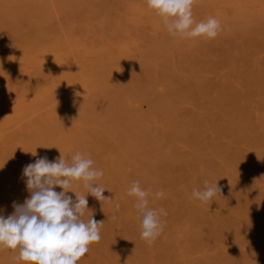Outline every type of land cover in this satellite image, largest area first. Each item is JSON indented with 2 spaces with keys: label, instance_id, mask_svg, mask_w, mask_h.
Returning a JSON list of instances; mask_svg holds the SVG:
<instances>
[{
  "label": "rangeland",
  "instance_id": "obj_1",
  "mask_svg": "<svg viewBox=\"0 0 264 264\" xmlns=\"http://www.w3.org/2000/svg\"><path fill=\"white\" fill-rule=\"evenodd\" d=\"M28 1L29 0H27V2ZM60 1L62 3L64 2V0H31L30 2H28V3H30V5H29L26 2V0H25L26 3H24V0H9V1L8 0H0V8H1L0 10H3V7L5 6L6 8L4 7L3 12L4 13L7 12V13H5L7 18H5V19L3 18L4 19L3 21H2V19H0V215L4 216L5 218L8 215H11L14 212L13 204L14 203L23 204L25 199L30 196V193L28 192V190L26 188V182H25L26 178L22 176L23 168L26 165H28L30 163H34L36 159H38L40 157H45V156L48 158L49 161L56 160L61 156V153L66 157V159L70 163L71 157L73 155H75L77 152H79L82 155H85L86 157L91 158L94 161V163L92 165L93 168L103 170V176L101 178H99L97 181H95V183L106 188L103 195L109 199L101 202V201H98L97 199H95L91 194H86V189L83 187V181H73L71 183V190L72 191L76 192L79 195H85L86 194V198L88 200V209L89 210L85 213L83 219L87 220L92 215L96 221H103L104 222L103 226L101 228V239H100V241L97 243H93L89 246V252L83 258H81L78 261V264H160V263L165 264L166 262H167L166 264H169L171 262L172 257L175 254L176 255L173 257L172 263H170V264H175L176 262H177L176 264H185L186 262H189L186 264H192L193 262H195V261H193V260H195V258H193V256H195V255H196V257H198L196 259L198 261H201L202 259H204V257H202V256H205L206 258H208L210 255L212 256L213 254H215V255H213L215 260L212 258L214 261L213 262L214 264H217L216 260L218 261V259L215 258L217 256V254H218L217 258H221L219 256H224V260L226 263L223 262V264H230V263L232 264L234 261H236L233 259V257H235V259H236V257H243L242 259H244L245 255H246V257L244 260H241V263L239 260L241 258H239L238 262L236 261V263H234V264H237V263L242 264V262H243V264H252L251 259L254 260L253 264H259V263L264 264V262H260V261H264V256H261V254L264 255V247H262V246H264V244H262V243H264V242H262V241H264V233H262V232H264V231H262V230H264V226H262V225H264V205L261 206V204L264 203V179H262V178H264V175H262V174H264V154H262V153H264V151H262V150H264V147L261 148V146L264 145V142H262V141H264V139H262V138H264V129H262V128H264V110H262V112H261V109H264V102L260 101V100H264V99H261L262 98L261 96H264V94H261V96H260L261 98H259V96H249L250 99H248V97H247V101L249 100L248 101L249 103L247 105V106H249L248 108L245 106L247 104V103H245L246 100L243 101L244 102L243 105L247 108V110L251 109L249 111H250V113H252V115L250 114L248 116V118H250V116H251L250 119H253V121H251L252 123H254V121L256 123H259V124L255 123V125H256V126H254L255 129L260 128V125H262L261 126L262 131L260 130L262 133L260 132L261 133L260 134L258 131V134H259V136L261 135V138L258 137V134H256L257 129H256L255 133L253 131L254 129L249 130V131H253V133H250L246 129V131H248L250 133L249 136L251 134H253L252 135L253 139H250L248 134H247V136L249 138L248 137L245 138L244 135H243L244 137L240 136V135H242V133L240 134L238 132L239 136L237 137V135H236V138L239 139V137H243V138H241L243 140L241 142L242 145L240 143H238V145H237V141H234L236 139L235 137L234 138L229 137V138H227V140H225V138L222 135L218 136V137L216 136L219 139H221L220 137H222V139L221 140L216 139L217 140L216 142L219 143V141H220V143H219L220 145H218V143L215 145H217V146H219V148H221L220 149L221 152L223 151V149H226V147H227V149L229 147V149H228L229 151L226 149L227 152L225 153V150H224L223 153H225V154L228 153L229 157H230V155L234 154V156H232L230 158H233L235 156L237 157V153L238 154L239 153L245 154L242 156H241V154L238 155L237 158H234L233 160L231 159L232 161H230V158L229 159L225 158L224 154H222L223 158H221L222 155L218 154V153L216 154L218 156L217 157L214 152H213L214 157L216 156L217 158L211 157L213 155L209 156L210 153H207V151L209 149L211 150V146L213 145L212 143H216V142H214L215 141L214 134H216V133L212 132L213 128H211L212 127L211 126L210 127L211 129L210 128L209 129L211 130L212 134L214 133L213 134L214 138L210 139V138L206 137V139H209L211 141L214 140V141L212 143H210L211 146H209L208 140H206L207 143L204 144L206 146L202 145L205 140L203 141V139H202L203 137L198 138L199 135L201 134L202 136H205L203 133L210 135L209 134L210 132L209 133L206 131L200 132V128H198L199 132H200V133H198V129L196 127H198L197 124H198L199 120L196 121L195 119H193V117H195V114H196L198 119H201V118H199L200 116H198L197 114H198V112H200V114H201L205 110H206L205 113H203L204 116L201 114V117L202 116L205 117L211 113L212 114L214 113L213 115H215L216 112L218 113V111H216L218 109H216L215 107H214V110H213V107H210V109L208 108L209 110L204 109V108L208 107L207 106V105H209L208 102L210 103L212 101L210 99H212V98H213V100L215 99L214 97H216L215 96L216 94L214 92L219 93V91L221 90V89L218 90V86H217L219 84L218 83L219 81H223L226 79L228 80V78L230 79L229 76H231L232 82L235 80V83L232 84V82H230V80H229V83H230L229 85H234V87L237 86V88H239V85L244 84V86L246 87L247 84L245 82L242 83L243 82L242 80H244L243 78L245 76L246 77L248 76L247 74H249L250 71L256 69V71L258 72V71H260V70H258V68L259 69L262 68L261 72H264V0H215L214 2H213V0H202V1L201 0H195V2L193 4V8L196 7L197 9H195V12L192 11L193 12L192 16H193V20H194V26H195V23H199L200 21H204L208 17H215L221 23V31H219V37L217 35V37H215V39H212V40H209L206 38L208 40V41L206 40L207 42H205L206 45L207 44L212 45V43H208L209 41L214 42L213 46L218 44L217 45L218 48L216 46L215 47L212 46L213 48L210 46V48H212V49L215 48L214 50L208 48L207 46L206 47L208 49L206 47L203 49V47H204L203 45L205 44V43H203V40L201 39L203 37H201V38L199 37L202 40L203 45H202V43L199 42L201 40H199L198 37L197 38H182L179 35L172 37V35H170L168 33L167 29L164 28V27H166L165 24L164 25L162 24V26H159V24H160L159 21H156V24H154V22H155L154 20L158 18V17H156V14H154L155 19L153 18L154 16L151 19H149L150 21L153 20L152 22L155 25V26L151 27L150 21L146 20L149 17L147 18V16H144L145 13L142 14V12H138V13H140V14H138L137 11H134V7L132 8L133 4L134 5L137 4L138 7L141 6V8L142 7L148 8L146 0H88V2L90 4L86 3L87 2L86 0H85L86 2L83 0L85 3H83L82 0H78L77 5H79V6L82 5V7L81 6L78 7L77 5H75L74 4V3H76L75 0L74 1L72 0L73 2H71V0H69L70 3H68V0H66V4H65V2L63 3L64 5ZM19 2H21V3H19ZM32 2L33 3L36 2V4L34 3V5H33ZM59 2L61 4H59ZM22 3H23V5H21ZM27 4L29 6H27ZM210 4H212V5H210ZM14 5H15V7H18V8H19L18 5H20L19 10L22 7L24 9L26 8L25 11L27 10L28 14H27V12L25 13L23 11L25 14L22 12L23 8L20 12L18 10V8L14 7ZM83 6L84 7L86 6V7L84 8ZM68 7H69V9H68ZM12 8H15V10ZM35 8L39 9L38 10L39 13H37L38 11H36L37 9L35 10ZM86 8H87V10H85ZM198 8H199V10H198ZM75 9H77V11H75ZM248 9L250 12L248 11ZM33 10H35L36 14L40 18L35 19L36 20L35 22H33L34 20L32 18L33 21L31 20L30 22L31 23L33 22V23L30 24V22H29V24H30V26H29L27 22L30 20L29 18L31 16L33 17V15L35 14V13H33V15H29L30 13L32 14V12H34ZM70 10H71V13H70ZM72 10H74V13L72 12ZM15 11H18L20 14L22 13L21 17H22V15H24L23 16L24 19L23 18L22 19L25 21V23L27 25L25 23L22 24L23 21L21 19H20L21 20L20 23L15 22L17 17L15 18L14 16L15 15L20 16L19 14H17L18 12L16 13ZM3 12L0 11V13L5 16V14ZM8 12H11V13H8ZM11 14L14 15L13 19L14 18L15 19L13 21L15 22V25H14V23H12L13 21L11 19L12 18ZM252 14H253V16H252ZM34 17L36 18V16H34ZM25 18H26V20H25ZM7 19H8L7 22H11L10 23L11 25L13 24L11 26V29H10V24H8L9 25L8 26V25H6L7 22H4ZM27 19H29V20L27 21ZM18 20L19 19H17V21ZM157 22H159V23L157 24ZM161 23H163V22H161ZM19 24H21V25H19ZM157 25H158V29L156 27ZM15 27L18 29V30L17 29L16 30L20 34V37H15L16 36L15 35V36H13V38H9L7 41H4L2 30H5V29L8 30L9 29L8 31H13V30H15ZM159 27H161V28H159ZM222 28L224 29L223 30L224 32L222 31ZM16 30L13 32L16 33L17 32ZM167 33L170 35L171 39H169V35ZM220 34L223 36H220ZM239 34H241V35H239ZM151 35H153V37H155V38L157 37L156 39H154V40H156L154 45H149V44H153V42H154L153 39L151 40V37H152ZM232 35H233V37L231 38ZM243 35H245V36H243ZM247 35H251V36H247ZM17 36H19V35L17 34ZM159 36H160V38H159ZM237 36L240 40L237 38ZM241 36H243V37L241 38ZM164 37H166V39ZM220 37H222V39ZM224 37L228 38V39H223ZM236 38H237V40H236ZM251 39H252V41L249 42V40H251ZM150 40L153 42L151 43ZM160 40H164L165 42L163 41L164 42L163 43ZM213 40H220L221 44L218 41H216V43H217L216 44L215 41H213ZM225 40L229 44H226L227 42H224ZM237 41H238V43H237ZM222 42H224V43H222ZM233 42H236V44H235L236 47H235V45H233L234 44ZM251 42H252V44H250ZM258 42H259V44L261 43L262 45L261 44L259 45ZM241 43H242V46H243V44H245V46L251 45L248 48L246 47L245 53H244V50H241L242 49L241 48L242 46L240 45ZM247 43H249L250 45ZM200 44L203 46L202 48H201ZM222 45L226 46L225 47L226 53H232L231 55L227 54V55H229V57H227V55L225 54V49H224V46H222ZM227 45L232 47L231 48L232 51L229 49V47ZM237 45L239 46V48ZM253 45H254V47H257V48L254 49ZM126 46H128V47H126ZM221 46L223 47V49L221 48ZM245 46H244V49H245ZM219 49L221 50V52L218 54V52L216 50L220 51ZM247 49H249V51H250V49H253L254 51H250L251 53H249ZM151 51L153 54L150 53ZM154 51H156V52H154ZM204 51H206V52H204ZM223 51H224V53H223ZM119 52H120V54H119ZM121 52L123 55L122 57H120ZM124 52H125V54H124ZM212 52H213V54H211ZM142 53H143V55L148 54V56L146 55V58H143L145 56H143ZM207 53L209 56L206 58ZM215 53L217 55H215ZM221 53H223V55ZM118 54H119V56H118ZM130 54H133V56ZM195 54H196V57L198 56V54L199 55L201 54V56H198L199 58L198 57L195 58V56H193ZM233 54H234V56H233ZM52 55L55 56V58H54L55 61L51 59V58H53V57H51ZM135 55H136V57L137 56L139 57V55H140V57H141V59H139L140 61H138V62L135 61V58H136ZM225 55L228 59H231V60H233L235 58V56H236L235 59L241 58L240 59L241 61L237 60L240 62V65L238 66L239 63L236 64L237 63L236 60H234L233 65H231L232 63L229 62V60L227 58H225ZM239 55H240V57H239ZM97 56L101 60L95 59L97 61L94 62L95 61L94 57L97 58ZM130 56H132L133 58ZM123 57L126 60L123 59ZM232 57H234V58H232ZM108 58H112V59H108ZM120 58H122V59H120ZM193 58L198 59L199 61L195 60ZM209 58L211 59L213 64H212V62L208 63V62H210ZM252 58H253V60H252ZM89 59H90V62L94 63V65L89 62ZM184 59H186V60H184ZM98 60H99V62L100 61L101 62L99 63ZM127 60H129V61L134 60L136 63H132V62H129ZM183 60L185 62H183ZM201 60H204L206 62H203ZM220 60L225 61L224 65H227V66L223 67L224 65L222 63H221L222 66L218 62L216 63V61H220ZM102 61H103V63H102ZM122 61L124 63L126 62L127 64L125 63L126 64L125 65ZM196 61H197V63H196ZM227 61H228V63H227ZM117 62H119V63L121 62V63L119 65H115V64H118ZM214 62L216 64H214ZM44 63L49 64V65L46 64V65H48L47 69H46V66ZM95 63H97L96 65H98L101 68H99V67L97 68ZM108 63L112 66L114 65L113 66L114 69ZM129 63H131V64H129ZM258 63H260V64H258ZM85 64H88V67H86L87 65L85 66ZM183 64L185 65V68H184ZM207 64L209 65L208 67H207ZM228 64H230V65H228ZM250 64H251V66H248ZM256 64L261 65V66L257 67V66H255ZM199 65H201L200 67H204V68L203 69L199 68ZM214 65H217L218 67L215 66L216 67V69H215ZM212 66H213V68H212ZM231 66H233V67H231ZM104 67L107 69H104ZM209 67L211 70L209 69ZM252 67H254V69ZM6 68H7V70H6ZM43 68H44V70H43ZM89 68H91V69H89ZM197 69H199V70H197ZM98 70H102V71H98ZM244 70L246 71V73ZM40 71H41V74H40ZM108 71H109V73H108L109 76H107V77H110V79L113 78L111 76H113V75L115 76V74L117 73L116 76L114 77L115 78L114 80L112 79V80L107 81V79L106 80L104 79L105 77H103V75L106 76ZM148 71H150V72H148ZM247 71H248V73H247ZM8 72H10V73H8ZM102 72L104 74H102ZM237 72L240 73V74L239 73L238 74L241 77L237 78V76H238V74H236ZM242 72H244V73H242ZM261 72H258V73H261ZM43 73L44 74L47 73L48 75H43ZM94 73H96V74H94ZM98 74H100V75H98ZM226 74L228 75L227 78L225 77V76H227ZM231 74H233V75H231ZM93 75H95V76H93ZM96 75H97V79H98V76L103 77V78L99 77L100 82H99V80L98 81L91 80L92 76H93V78L95 77L94 80H97ZM177 75H178V77H177ZM193 76H195V77H193ZM233 76L236 78H233ZM184 77H186V78H184ZM223 77L225 79H223ZM246 77H245V80H246ZM101 78L104 79L105 81H103V80L101 81ZM179 78H182V79H179ZM185 79L187 82L185 81ZM193 79H195L196 81L193 82ZM216 79L218 81H216ZM190 80L192 81V84L193 83H196V84L192 85L190 83ZM201 80H203V81H201ZM205 80H207V82H208L206 84H211L212 83L211 80L214 81L213 84H214V86L216 84L217 87L216 86L215 87L217 88L218 91L216 89H215L216 91L211 90L213 88V86H212L213 84L210 85V86H212L211 89L209 88L210 90L207 89L208 88L207 86H206L207 88H205L203 86L204 82H206ZM33 81H34V83L29 84L30 82H33ZM172 81H173V83H172ZM239 81L240 82L242 81L241 84ZM169 82L172 84V87H171V85H168V84H170ZM184 82H186L185 83L186 86L188 85L186 88H184V86H185ZM198 82H200V83H198ZM226 82H225V84H226ZM221 83L224 84V82H220V84ZM223 84L221 85V88L222 89L224 88L223 89L224 91L226 90L225 96H227L226 93L228 94V90H227V87L225 88V86H224L225 84L224 85ZM226 85H228V84H226ZM242 85H241V87H242ZM262 85H264V84H262ZM202 86H203V90L205 88L208 91L207 90H204V91H207L209 93H207V92L204 93V91L201 89ZM167 87H169L171 89H169ZM190 87L192 90L190 89ZM247 87H248V85H247ZM178 88H180V89H178ZM187 88H188V90H187ZM193 88H195L196 90ZM199 88H200V90L203 91L204 94L199 90ZM243 88L244 87H242L240 89L242 92L243 91L245 92L244 89H246V88H244V89ZM240 89H237V90H240ZM247 90H248V88H247ZM186 91L188 93H185ZM210 91H213V93H210ZM224 91H223V93H224ZM193 92H195V93L197 92L198 96ZM163 93H165V94H163ZM218 93H217V96L221 95V93H219V94ZM199 94H201L202 96ZM175 95H177V96L179 95V96L177 97ZM188 95H190V96H188ZM195 95L197 97L201 96L200 99L197 98L198 100L197 99H195V100L199 101L198 104L200 103L201 106L204 105V107H203L204 110L202 109V107H200V105L198 107L200 108L201 111L199 109H197L198 107L196 106V101H195V105H193V98L196 97ZM209 95H211L212 97ZM193 96H195V97H193ZM205 96H208V97H205ZM182 97H184L185 101L182 99ZM254 97H256V98H254ZM206 98H209V99L206 100ZM216 98H218V97H216ZM224 98H223V100L225 101ZM258 98H259V100H258ZM245 99H246V97H245ZM253 99H255V100H253ZM160 100L162 101V103ZM186 100H188V101H186ZM202 100L208 101V102H206V105H205V102ZM250 100H251L252 104H250L251 103ZM152 101H153V104H152ZM224 101H223V103H222V101H220V103L224 104L223 107L228 109L229 106L225 105V103H227V102L226 101L224 102ZM255 101L256 102L259 101V102L255 103ZM166 102H167V104H166ZM241 102L242 101L240 100L239 103H241ZM161 105H162V107H161ZM251 105H255L256 109H254L255 108L254 106L251 107ZM176 106H178V107H176ZM221 107H222V105H221ZM259 107H261V108H259ZM175 108H176V110H175ZM218 108L220 109V107H218ZM177 109H179V112H180L179 114H178ZM253 109L255 111H253ZM150 110H151V112H150ZM163 110H164V112H163ZM247 110H245V117H246V114L247 115L249 114L248 113L249 111H247ZM146 111H147V113L144 114ZM152 111H153V113H152ZM251 111H253V112H251ZM206 112H207V114H206ZM255 112H257L258 117H257ZM157 115H160V117ZM253 115L256 117H254ZM154 116H156L157 118ZM173 116L175 117L176 120L173 118ZM209 116H208V118H209ZM261 116H262V118H261ZM154 118H156V119L159 118V119L157 121ZM177 118H178V120H177ZM164 119H166V120H164ZM210 119L211 118H209V120ZM241 119L243 121H245L244 116H241L239 118V121ZM180 120H182V122ZM217 120H219V119H217ZM242 120L240 123H242ZM173 121L176 123H174ZM246 121H247V119H246ZM216 122H217L216 124L219 123L218 121H216ZM220 122H221V120H220ZM224 122L222 124H224ZM248 122H249V128H250V126L253 127V125H251L250 121H248ZM244 123L245 122H243V127L246 128L245 126H247L248 123L247 122H246V124H244ZM125 124L129 127L127 128V126ZM176 124H179L180 126L176 125ZM187 124H189V125H187ZM195 124H196V126H195ZM214 124H215V122H214ZM199 126H201V125L199 124ZM243 127L241 130H243ZM195 128L197 129L196 131H195ZM209 129H208V131H210ZM213 130H215V129H213ZM193 131H195L197 134ZM246 131L244 129L245 134H246ZM238 133H236V134H238ZM255 134L257 135V138H256ZM178 135H179V137H178ZM190 136H192V137L197 136L196 138L199 139L198 142H197V140H195V138H192ZM119 137L122 140V142H120ZM244 138L247 140V141L245 140L246 142H244ZM254 138H255V140H254ZM124 139H126L127 141ZM200 139H201V141H200ZM257 139H259L260 141L262 140L261 141L262 143L260 141H257ZM252 140H254V141L252 142ZM123 141H125V142H123ZM225 141L226 142L228 141L227 143H229V144L231 143V145L230 146H229V144L226 145ZM249 141H251V142H249ZM258 143L261 144V146ZM144 144H145V146H144ZM157 145H159V146L157 147ZM193 145H195V146L197 145V148ZM207 145L209 146V148L207 147ZM250 145H253V146H250ZM65 146H66V148H65ZM140 146L141 147L144 146V147L141 148ZM220 146H223V147H220ZM231 146H232V148H230ZM204 147H207L208 149L204 148ZM146 148L148 149V151ZM168 148L170 150H168ZM199 148H200V150H199ZM203 148L206 149V151H202V150H204ZM194 149L196 150V152H193V151H195ZM231 149H235V151H237V153L234 150H232L231 151L232 153H231L230 152ZM210 150L208 152H210ZM251 150H253L252 151L253 153L250 152ZM255 150H257L259 152L255 151ZM241 151L242 152L245 151L246 153L245 152L242 153ZM32 152L33 153L35 152V155H33ZM95 152H96V155H94ZM159 152H160V154H159ZM168 152L173 154V155L169 154ZM205 152H206V154H205ZM98 153L100 154V156ZM151 154H153V155H151ZM154 154L157 156H155ZM211 154H212V151H211ZM258 154H260L261 156ZM70 155H72V156H70ZM164 155H166V156L164 157ZM259 156H260V158H259ZM129 157L135 158V160H133L131 158V161H130L127 159ZM201 157H203V158H201ZM138 158H140V159H138ZM160 158L161 159L163 158V159L161 160ZM203 159H205L206 161H207V159L208 160L210 159V160L207 161V163H206L205 160H203ZM193 160H195L196 162ZM211 160H212V162H211ZM255 160H256V163H255ZM136 161L137 162L140 161V162L136 163ZM164 161H167V162H165L166 165H163V164L161 165V163H164ZM216 161H217V164L220 165V166H218L216 164L217 167H220V169L215 168L217 171H215V169L213 171H214V173L218 174L217 177L220 174L219 179L216 177V174H213V171H210V167H213L210 165H213L214 163H216ZM222 161H224V162L226 161L225 162L226 164ZM233 161H236V162H233ZM168 162L170 163L169 164L170 166L167 164ZM230 162L235 163L236 165L231 163L234 167L232 165L230 166ZM148 163H149V165H148ZM193 163H196L198 166L200 163L201 164L198 167ZM208 163H209V165H208ZM244 163H246L247 166ZM257 163H258V165H257ZM105 164H106V166H105ZM137 164H138V166H137ZM139 164H141L142 166ZM151 164H152V167H153V165H155L154 166L155 168L154 167L152 168ZM251 164H252V166H251ZM147 165H148V167H147ZM216 165L214 164L215 167H216ZM227 165H229V167L232 168V171H233V168H234V170L236 169L239 171V172H236V170L234 171L236 176L233 175L232 172H230V174H232L230 176L229 170H231V169L228 168L229 170L227 171V169H226ZM253 165L255 168H253ZM163 166H166L164 168H167V169H163ZM195 166L197 167V169H196L197 171L193 170V167H195ZM203 166H205V168L207 166V168H206L207 170H204ZM139 167H140V169H139ZM168 167L170 168V170L168 169ZM179 168L182 169V171ZM198 168H200V169L198 170ZM241 168H243V169H241ZM249 168H250V170H249ZM118 169H120V170H118ZM172 169L174 171H172ZM121 170L123 173L125 172L124 177L127 175L125 178L122 177L123 174H122V176H120ZM143 170H145V172L147 174L150 172L151 176L147 175V174L145 175L143 172L145 178L143 175H142L143 176L142 177L141 171H143ZM147 170H149V171H147ZM254 170L256 171V174H260V172H262V173L260 174V176L254 175L255 173H252V171H254ZM137 171H138V173H137ZM151 171L154 173L152 174ZM250 171H251V173H250ZM167 172H169V174ZM170 172H172V173H170ZM202 172L205 174V177L202 175H199V176L197 175L199 173L203 174ZM226 172H228V173H226ZM239 173L242 175H239ZM212 174H213V176H211ZM225 174H226V176H227V174H229L227 177H229V179H230V177L233 178L234 184H238L237 187L235 185L234 191H232L233 188H229V186L231 187L233 185V182H232L233 180L230 179V182H231L230 184H229V182H226V181H229V179H227ZM214 175H215V177H214ZM148 176H149V179H148ZM200 176L203 179L199 178ZM210 176L216 180V181H214L212 179L214 181L213 184H215L218 180L217 187H219L218 185L221 186V189L219 187L220 192L216 193L218 196L216 197V195H215L213 197L214 199L212 201V202H214V200L217 198L215 200V202L217 200H219V201H217V202H219L218 203L219 206L217 203H215L217 205H215V204L213 205V203H212L211 204L212 207H211V206H209L210 203H209V205H206L208 203H205L202 201H200V204H198L199 200L198 199H197L198 201L195 200V198H193V196H192V192L194 189L203 190L205 183L203 186H201V184L204 181H207L208 184H210L209 182L212 181ZM240 176H243L245 178H241ZM140 177H142L144 179L143 182H141L143 179ZM146 177H147V180H146ZM154 177H158V179L157 178L155 179ZM159 177H160V179H159ZM236 177H237V180L235 179ZM253 177H254V179H253ZM195 178H199V181H198V179H195ZM205 178H206V180H204ZM221 178H222V180H221ZM193 179H195L197 181H195ZM242 179L247 184L245 182H241L240 180H242ZM245 179H247L249 181H247ZM148 180H150V182ZM151 180H152V182H151ZM200 180H201V183H199L200 188L199 187L195 188V186L190 187L191 189L189 188V186H191L192 183L199 186L196 183L200 182ZM208 180H210V181H208ZM261 180H262V182H261ZM134 181H139L140 186L143 189L150 190L151 194L148 196V201H149L148 206L150 208H153V209L163 208L167 211V216H161V220H163L165 222L164 230L151 246H149L146 242H144V240L141 238V235H140L141 220H140V217L138 216L137 209L134 206L136 203V198L133 196H130V195H129V198H127L128 197L127 191L131 187V185ZM118 182H120V183H118ZM146 182H148V183H146ZM240 182L242 183L241 186H240ZM254 182H255V185H252V184H254ZM223 183H224V185H222ZM225 183H226V185H225ZM145 184H148L147 185L148 187L144 186ZM211 184H212V182H211ZM245 185H246V187H245ZM224 186H226V188H229L230 190L232 189L230 192H235V193H231V195H230V193H227L229 191V189L228 190L226 189L227 192H226V190L224 191ZM238 186L241 188L242 192L239 190L240 188ZM242 186L245 189H243ZM257 187L261 190H258ZM255 188H256V190H255ZM187 189L189 190V192ZM54 190L57 192H60L63 189H61L59 186H54ZM120 190H121V192H120ZM161 190L164 192V197L157 198L154 194L157 191H161ZM182 190L184 193L182 192ZM247 192H248V195L251 197H249L247 195ZM120 193L122 194L123 197L121 196ZM180 193H181V197L177 196V194L180 195ZM250 193H252V194H250ZM226 194L228 195V197H226ZM233 194H235V195L237 194V196H234ZM67 195L71 196L73 198V201H75V193L69 191L67 193ZM221 196H224V197H221ZM231 197H233V199ZM241 197L244 199L242 200ZM247 197H249L250 199ZM252 197L253 198L255 197V198L252 199ZM218 198H220V199H218ZM222 198H224V199L227 198L225 200L226 202L228 201V198H229L230 199L229 201H231V203L230 202L226 203L225 201H223L224 199H222ZM179 199L181 201L184 199L186 204L184 203V201L180 202ZM190 199H192V201ZM248 199L250 202L248 201ZM162 200L165 202H163ZM234 200H235V202H234ZM254 200H256V201H254ZM195 201L197 204L195 203ZM222 201L226 204V206L223 204ZM232 201L234 204H237L236 205L237 210L235 209V211H233L235 206L234 205L232 206V204H233ZM236 201L238 203L241 202L240 205H238V203ZM251 201H253L255 203H253V202L251 203ZM127 202H129V203H127ZM201 202H202V204H204V206L201 205ZM242 202H243V204H242ZM164 203L165 204L167 203V204L165 205ZM181 204H182V206H181ZM117 205L119 207H117ZM193 205H195V206H193ZM220 205L223 208H221ZM228 205H231L230 208L232 207V209L229 208V210L225 209L223 211L222 209H224L225 207L226 208L229 207ZM244 205H246V207ZM257 205H258V207H257ZM184 206L185 207L187 206L188 208L186 207V208H183L184 210H182V207H184ZM191 206H193L192 207L193 209L197 208V210L195 209L196 210L195 213H193V211H192L193 209L191 208ZM198 206L199 207L201 206V208L203 209L202 211H204V212L200 211L201 212L200 213L199 210H201V208L199 209ZM237 206L238 207L240 206L241 209L240 208L238 209ZM243 206H244V210L242 209ZM249 206H250V209L248 208ZM251 206H252V208H251ZM123 207H124V210H123ZM256 207L258 208L257 210L256 209L251 210V209L256 208ZM187 209H190V210H187ZM207 209H210L211 212L212 211L218 212V213L215 212V214H217L218 217L220 216L219 213H221V211H222L224 214H221V217H219V218H221V219L224 218V219H222V221H225V217H226L227 218L226 220L229 219L228 221H230V220L233 221V224H231L232 222L230 224L232 225L231 226L232 228L234 227V230H233L234 232L231 233L230 230H232V229L230 227V224L227 221H226V223L229 225V228H227L228 226H227V224H224V222L223 223L221 222L222 224L219 222L221 219L219 220L217 218V215H216V217H215V215L209 216L212 213H209V211ZM211 209H213V210H211ZM216 209H219V210H216ZM180 210H182V211H180ZM245 210H247V211H245ZM187 211L189 212L190 215L188 214ZM226 211H228V212H226ZM231 211H233L234 213ZM249 211H253V212L256 211L257 213L252 214L253 212L250 213ZM196 212H197V214H198V212L200 213V214H198L199 215L198 217H201L200 215H202V213H206V215L203 214L202 218H197ZM207 212H208V217H211V218L214 217L213 219L210 218L211 221H209V218H208V220H207V218L203 219V217H207ZM237 212H239V213H237ZM245 212H247V213L245 214ZM260 212L262 213V215L260 214ZM174 213H177V214H174ZM178 213H180L179 214L180 216L178 215ZM182 213H184V215H186V216L189 215L188 216L189 219L186 218ZM249 213L252 215H250ZM177 215H178V217H176ZM191 215H193V216H191ZM222 215H223V217H222ZM224 215H228V217L224 216ZM245 215H246V217L247 216L249 217L248 218V224L250 223L249 221H251L252 223L254 222L253 225H255V223H256V225L252 227V223H250L251 225L249 224L250 225V228H249V226L247 224V220L244 217ZM249 215L250 216L255 215V216L250 217ZM256 216H258V217L260 216V218H257ZM235 217H237V218H235ZM174 218L177 220V222L176 221L174 222V220H175ZM184 218L187 219L188 223H186V220ZM215 218H217L219 221L215 220ZM250 218H251V220H249ZM252 218L253 219L255 218L256 220L254 221ZM181 219H183L184 221L182 220L183 221L182 222ZM234 219H236V220H234ZM244 219L246 220L245 223L247 225L243 224V222L245 221ZM199 220H201L202 223L203 222L207 223L209 221L208 224L210 226H208L209 227L208 230L213 229V230H211V232L209 231V233L213 234V232H215V231L217 232V233L215 232L216 234L215 233L213 234L214 237L212 236V234L211 235L208 234L207 238H205L203 236V238H205L204 239L205 243L207 244L208 241L210 242L213 239L215 242L213 241L210 244L208 243L210 246H212L211 245L212 243H218L217 244L218 247L216 248V244H214L212 249L209 245L205 244L206 246L210 247V249L212 251L208 247L205 249L203 248V251H202V249H201L202 252L200 251L202 253V255H201V253H199V250H200L199 247H197V246H199V244L198 243L197 244L192 243V242H195V241H193V239H198V237L196 238L197 234L200 237L201 236L200 234H206V231L208 233V230H206L204 233L202 231V230H205L207 228L206 225H208V224L205 223L206 228L203 229L202 228L203 226L199 222ZM239 220H240V222H239ZM241 220H243V222ZM169 221H170V223H169ZM171 221H172V223L174 222V224H172ZM217 221L221 224V225H219L220 226L219 229H217L218 228L217 225L219 224ZM179 222L181 223V225ZM212 222L213 223L216 222V223L213 224ZM170 224H171V226H170ZM199 224L201 226L197 228V226H195V225L199 226ZM234 224L236 226H237V224L239 226L242 224L243 226L241 225L240 229L242 230L243 233L238 232L239 234L238 233L234 234L235 231H238L237 228L239 229V226L236 227ZM177 225H178V227H177ZM211 225H212V228H211ZM222 225L223 226L225 225L227 227L224 226L225 228L222 229V227H223ZM193 226H195L196 230H193V229H195V228H193ZM214 227H217V228H214ZM247 227H248V230L246 231ZM251 227L253 229H251ZM187 228H190V229H187ZM201 228H202V230H201ZM185 229H186V231H185ZM198 229H199V231H197ZM224 229L226 231H229L231 234L228 233L229 234L228 235L225 232L227 235L225 234V236H223L224 234L220 231H222V230L225 231ZM249 230H250V232L248 233ZM258 231H259V233H258ZM193 232H195V233H193ZM190 233H191V237H190ZM192 234L195 236H193ZM242 234H245V235L247 234V235L245 236ZM220 235H221V237H219ZM243 236H245V238H243ZM188 237H189V239L190 238L191 239L188 240ZM239 237L242 239H240ZM181 238L183 239V241H180V240H182ZM201 238H202V236H201ZM201 238H199V240ZM219 238H222V239H220V243H219V241H217ZM226 239H228L229 241H231V239H233V240L229 243L228 241H226ZM172 240L173 241L176 240V241L173 242ZM206 240H207V242H206ZM221 240L224 242H222ZM234 240L235 241L237 240V241L234 243ZM244 240L246 242H244ZM248 240L251 243L250 242L247 243ZM258 240H259V242H258ZM204 241L202 239L201 245H202V242H204ZM125 242H128V245H127V243L125 244ZM183 242H185L186 244ZM237 242L239 244H237ZM240 242L250 244V245L253 243L254 245L253 244L252 245L254 246L253 247L254 252L247 250L248 248H249V250L253 249L250 245L248 246V245L243 244L241 246L240 244H242V243H240ZM188 244H192V245L190 246ZM193 244H195L197 246H193ZM232 244H234L235 246ZM221 245H223L224 247ZM237 245H240L241 247L237 246ZM244 245L246 247H244ZM182 246L183 247L187 246V247H191V248L190 249H188L187 247L183 248ZM202 246L204 247V245H202ZM220 246L222 248H225L227 246L226 249L228 248L229 250L228 249L225 250L226 251V253H225L224 250L223 251L221 250L222 248ZM247 246H248V248H247ZM180 247H182V248H180ZM193 247H196V248H193ZM230 247H232L233 249L232 248L230 249ZM197 248H198L197 254H200V256L199 255L197 256V254H193L195 252H192V250L197 251ZM234 248H236V249L241 248V249L235 250ZM161 249H163V250L161 251ZM173 249H175V251ZM206 249H208V250H206ZM213 249L216 251L214 252ZM164 250H167V251L164 252ZM218 250L220 253L218 252ZM232 250H233V252H232ZM172 251H174V255H173ZM205 251L207 252V254H204ZM221 251H222V253H224V255L221 253ZM236 251L240 252V253H237ZM168 252H169V257L167 255ZM229 252H231V253H229ZM227 253L229 256L226 255ZM164 254L166 256V259H165ZM177 254H178V256H177ZM180 254H182V255H180ZM243 254H244V256H243ZM17 255H18V252L15 250H12V249L6 248L3 250H0V264H2V263L3 264H26V262H24V261H17L15 259V257ZM188 256L192 257L191 258L192 262L190 261L191 260L190 257L187 258ZM211 256H210V259H211ZM146 257H147V259H146ZM167 257H168V259H167ZM199 257H200V259H199ZM228 257H230L229 260H228ZM158 258L160 259L159 261H158ZM206 258L204 259V260H206V261H204L205 263L204 262L203 263L202 262H198V263L195 262V263L196 264H199V263L207 264L208 260H210V259L207 260ZM259 258H261V259H259ZM230 259H232L234 261H232ZM155 260H157V261H155ZM222 260L223 259H221V261ZM164 261H166V262H164ZM221 261H219V264L220 263L222 264ZM230 261H232V262H230ZM195 263H193V264H195ZM210 263L213 264L212 261ZM210 263H208V264H210Z\"/></svg>",
  "mask_w": 264,
  "mask_h": 264
},
{
  "label": "clouds",
  "instance_id": "obj_2",
  "mask_svg": "<svg viewBox=\"0 0 264 264\" xmlns=\"http://www.w3.org/2000/svg\"><path fill=\"white\" fill-rule=\"evenodd\" d=\"M149 9L158 14L172 36L182 38L205 37L214 39L221 30V23L215 17L195 23L192 6L195 0H146ZM33 153V152H32ZM35 155V152L33 153ZM91 158L77 152L69 163L61 156L53 161L40 157L23 168L26 188L30 196L23 204H13L14 212L6 218L0 215V250L12 249L18 252L17 261L26 264H78L89 252V246L101 239L103 221H96L91 215L83 219L88 209L86 194L98 201L109 198L103 195L105 187L95 183L103 176L102 169L93 168ZM73 181H83L85 195L71 190ZM54 186L63 189L54 190ZM75 193V201L67 193ZM220 189L205 181L204 190L194 189L192 196L208 203ZM150 190L134 181L128 195L136 198L135 208L140 217L141 238L151 246L165 227L161 216H167L163 208L148 206ZM157 198L164 192L157 191ZM117 207H119L117 205Z\"/></svg>",
  "mask_w": 264,
  "mask_h": 264
},
{
  "label": "bare ground",
  "instance_id": "obj_3",
  "mask_svg": "<svg viewBox=\"0 0 264 264\" xmlns=\"http://www.w3.org/2000/svg\"><path fill=\"white\" fill-rule=\"evenodd\" d=\"M8 1H9V0H8ZM30 1H31V0H29L28 2H30ZM73 1H74V0H73ZM73 1L71 0V2H73ZM75 1H76V3H74V4L77 5L78 0H75ZM82 1H83V0H82ZM84 1H85V0H84ZM84 1H83V3H85L86 1H87L86 3H89L88 0H86L85 2H84ZM201 1H202V0H201ZM214 1H215V0H213V2H214ZM17 2H18V1H17ZM26 2H27V0H26ZM26 2H25V0H24V3H26ZM28 2H27V3H28ZM60 2H61V1H60ZM60 2H59V4L62 3V2H61V3H60ZM64 2H65V4H66V0H64ZM64 2H63V3H64ZM79 2H80V1H79ZM209 2H210V1H209ZM9 3H10V2H9ZM19 3H21V2H19ZM32 3H33V2H32ZM34 3L36 4V2H34ZM34 3H33V5H34ZM63 3H62V4H63ZM68 3H70L69 0H68ZM211 3H212V2H211ZM28 4L30 5V3H28ZM28 4H27V6H29ZM89 4H90V3H89ZM89 4H88V5H89ZM213 4H214V3H213ZM12 5H13V4H12ZM21 5H23V3H22ZM25 5H26V4H25ZM63 5H64V4H63ZM69 5H70V4H69ZM75 5H74V6H75ZM210 5H212V4H210ZM18 6H19V8H20V5H18ZM72 6H73V5H72ZM72 6H71V7H72ZM77 6H78V7H80V6L82 7V5H80V6L77 5ZM4 7H5V6H4ZM4 7H3V10H4ZM12 7H13V6H12ZM14 7H15V5H14ZM83 7H84V6H83ZM85 7H86V6H85ZM85 7H84V8H85ZM133 7H134V11H137V13H138V12H142V14L145 13L144 16H147V18L149 17V18L146 19V20L151 19L153 16H154L153 18L155 19V15H154V14H156V13H155L154 10H151V9H149V8H143V7L141 8V6L138 7L137 4H136V5L133 4V5H132V8H133ZM212 7H213V6H212ZM5 8H6V7H5ZM15 8H18V7H15ZM15 8H12V9L15 10ZM19 8H18V10H19ZM22 8H23V7H22ZM22 8L19 10L20 12H21ZM65 8H66V7H65ZM74 8H75V7H74ZM0 9H1V8H0ZM25 9H26V8H25ZM25 9L23 8L22 12L24 11V12L26 13L27 10L25 11ZM36 9H37V8H35V10H36ZM68 9H69V7H68ZM70 9H71V8H70ZM195 9H197V8H196V7L193 8V6H192V11H193V12H195ZM3 10H0V11L3 12ZM35 10H33L34 12H32V14H31V13L29 14V15H33V13H35V14L33 15V17H32V16H31V17L29 16V17H30V18H29L30 20L27 19V21L29 20V21L27 22L29 26H30V24H32L33 22L36 21L35 19H39V18H40V17L36 14ZM38 10H39V9H37L36 11H38ZM85 10H87V8H86ZM198 10H199V8H198ZM11 11H12V10H11ZM31 11H32V10H31ZM31 11H30V12H31ZM75 11H77V9H75ZM243 11H244V10H243ZM246 11H247V10H246ZM248 11H249V9H248ZM15 12L17 13L18 11H15ZM24 12H23V13H24ZM41 12H42V11H41ZM72 12L74 13V10H72ZM193 12H192V13H193ZM249 12H250V11H249ZM3 13H4V12H3ZM5 13H7V12H5ZM5 13H4V14H5ZM8 13H11V12H8ZM25 13H24V14H25ZM37 13H39V11H38ZM70 13H71V10H70ZM252 13H253V12H252ZM12 14H13V13H12ZM12 14H11V17H12L11 19H12V21L17 17V19H19V20L17 21V19H16L15 22L20 23V21L22 20V21H23L22 24L25 23V21L23 20V19H24V18H23L24 15H22V17H21V14H22V13H21V14H20L19 12L17 13V14H19L20 16H16V15L14 16V15H12ZM14 14H15V13H14ZM27 14H28V12H27ZM138 14H140V13H138ZM238 14H239V13H238ZM253 14H254V13H253ZM253 14H252V16H253ZM9 15H10V14H9ZM216 15H217V14H216ZM13 16L15 17L14 19H13ZM34 16H36V18H35ZM37 16H38V17H37ZM18 17H19V18H18ZM156 17H158L159 19H158V18H157L158 20L155 19V20H154V21H155L154 24H156V21H159V22H160L159 26H162V24L164 25V23H161V22H163V20H162V18H161L160 16H158V14H156ZM216 17H217V16H216ZM248 17H249V16H248ZM3 18H4V19L7 18L6 14H5V16H4V15H2V14L0 13V19H2V21L4 20ZM8 18H9V17H8ZM22 18H23V19H22ZM32 18H33L34 21L32 20ZM160 18H161V19H160ZM11 19H10V20H11ZM20 19H21V20H20ZM10 20H9V21H10ZM25 20H26V18H25ZM31 20L33 21L32 23L30 22ZM217 20H218V19H217ZM7 21H8V19H7L6 21H4V22H7ZM149 21H150V20H149ZM152 21H153V20H152ZM152 21H150V23H151V27L155 26V25L153 24ZM4 22H3V23H4ZM15 22L13 21L12 23H14V25H15ZM29 22H30V24H29ZM37 22H38V21H37ZM147 22H148V21H147ZM159 22H157V24H158ZM10 23H11V22H7L6 25H8V24H10ZM17 23H16V24H17ZM25 24H26V23H25ZM152 24H153V25H152ZM222 24H223V23H222ZM12 25H13V24H12ZM12 25L10 24V29H11V26H12ZM19 25H21V24H19ZM26 25H27V24H26ZM224 25H225V24H224ZM226 25H227V24H226ZM8 26H9V25H8ZM156 27H157V29H158V25H157ZM193 27H194V25H193ZM159 28H161V27H159ZM162 28H163V27H162ZM164 28H166V27H164ZM225 28H226V27H225ZM16 29H17V28L15 27V30H16ZM8 30H9V29H8ZM8 30H7V29L2 30V34H3V39H4V41H7L9 38H13V36H15V35H16L15 37H20V34H19L18 31H17L18 29L16 30V31H17L16 33L13 32V31H15V30H13V31H8ZM154 30H155V29H154ZM165 30H166V29H165ZM165 30H164V31H165ZM223 30H224V29L222 28V31H223ZM220 31H221V30H220ZM223 32H224V31H223ZM165 33H166V32H165ZM17 34H18L19 36H17ZM167 34H168V33H167ZM242 34H243V33H242ZM165 35H166V34H165ZM168 35H169V34H168ZM239 35H241V34H239ZM239 35H238V36H239ZM151 36H152V37H151ZM151 36H150V37H151V40H152V39L154 40V39L157 38V37H156V38L153 37V35H151ZM154 36H155V35H154ZM166 36H167V35H166ZM220 36H223V35L220 34ZM238 36H237V38H238ZM243 36H245V35H243ZM243 36H241V38H242ZM247 36H251V35H247ZM172 37H173V36H172ZM216 37H217V36H216ZM218 37H219V33H218ZM232 37H233V35L231 36V38H232ZM159 38H160V36H159ZM164 38L166 39V37H164ZM198 38H199V37H198ZM200 38H201V37H200ZM200 38H199V40L202 39V40H203V43H205V42L208 41L205 37H203V38H201V39H200ZM220 38L222 39V37H220ZM220 38H219V39H220ZM234 38H235V37H234ZM237 38H236V40H237ZM246 38H247V37H246ZM248 38H249V37H248ZM251 38H252V37H251ZM169 39H171V38H170V35H169ZM214 39H215V38H214ZM221 39H220V40H221ZM223 39H228V38H225V37H224ZM238 39H239V38H238ZM11 40H12V39H11ZM151 40H150V42L152 43L153 41H151ZM157 40H158V39H157ZM202 40L199 41V42L202 43ZM206 40H207V41H206ZM209 40H212V39H209ZM220 40H213V41H215V43H216V41H218V42L220 43V42H221ZM236 40H235V41H236ZM239 40H240V39H239ZM155 41H156V40H154L153 44H149V43H148V44H149V45H154ZM160 41L163 42L164 40H160ZM168 41H169V40H168ZM170 41H171V40H170ZM173 41H174V40H173ZM195 41H196V40H195ZM222 41H223V40H222ZM232 41H233V40H232ZM246 41H247V40H246ZM250 41H252V39L249 40V42H250ZM260 41H261V40H260ZM148 42H149V41H148ZM164 42H165V41H164ZM164 42H163V43H164ZM224 42H227V41L225 40ZM224 42H222V43H224ZM156 43H157V42H156ZM203 43H202V45H203ZM208 43H212V45H211V44H207V45H206V43H205V44L203 45V46H204V47H203V46L200 44L201 48L203 47V49H204L206 46H207L208 48H210V46L212 47V46L214 45V42H210V41H209ZM233 43H234V44H233ZM233 43H232L233 45L236 44V42H233ZM237 43H238V41H237ZM157 44H158V43H157ZM216 44H217V43H216ZM220 44H221V43H220ZM220 44H219V45H220ZM226 44H229V43L227 42ZM247 44H249V43H247ZM250 44H252V42H251ZM250 44H249V45H250ZM255 44H256V43H255ZM255 44H254V45H255ZM258 44H259V42H258ZM260 44H261V43H260ZM260 44H259V45H260ZM149 45H148V46H149ZM217 45H218V44H217ZM217 45H215V46L217 47ZM238 45H239V44H238ZM238 45H237V46H238ZM240 45L242 46V43H241ZM254 45H253V47H254ZM256 45H257V44H256ZM256 45H255V46H256ZM261 45H262V44H261ZM215 46H213V47H215ZM222 46H224V49H225L226 46H225V45H222ZM222 46H221V48L223 49ZM227 46H228V45H227ZM244 46H245V44H243V46L241 47L242 49H241V48H240V49H241V50H244V53H245L246 47L248 48V47H250L251 45H250V46H248V45L245 46V49H244ZM126 47H128V46H126ZM136 47H137V46H136ZM207 47H206V48H207ZM213 47H212V48H213ZM228 47H229V49L231 50L232 47H230V46H228ZM235 47H236V45H235ZM123 48H124V47H123ZM208 48H207V49H208ZM212 48H210V49H212ZM217 48H218V47H217ZM217 48H216V49H217ZM219 48H220V47H219ZM221 48H220V49H221ZM238 48H239V46H238ZM256 48H257V47H254V49H256ZM260 48H261V47H260ZM130 49H131V48H130ZM133 49H134V48H133ZM143 49H144V48H143ZM146 49H147V48H146ZM158 49H159V48H158ZM199 49H200V48H199ZM214 49H215V48H214ZM214 49H212V50H214ZM220 49H219V50H220ZM222 49H221V50H222ZM135 50H136V49H135ZM135 50H134V51H135ZM140 50H141V49H140ZM221 50H220V51L216 50V51H217L218 54H219V53L221 52ZM247 50H248L249 53H251L250 51H254L253 49H250V51H249V49H247ZM145 51H146V50H145ZM145 51H144V52H145ZM161 51H162V50H161ZM202 51H203V50H202ZM231 51H232V50H231ZM231 51H230V52H231ZM138 52H139V51H138ZM154 52H156V51H154ZM204 52H206V51H204ZM238 52H239V51H238ZM248 52H247V53H248ZM150 53H152V51H151ZM160 53H161V52H160ZM200 53H201V52H200ZM223 53H224V51H223ZM223 53H221V54L223 55ZM119 54H120V52H119ZM119 54H118V56H119ZM124 54H125V52H124ZM152 54H153V53H152ZM158 54H159V53H158ZM158 54H157V55H158ZM211 54H213V52H212ZM211 54H210V55H211ZM225 54H226V55H227V54H230V55H231L232 53H226V49H225ZM130 55L133 56V54H130ZM142 55H143V53H142ZM146 55L148 56V54H146ZM146 55H143V56H145V57H143V58H146ZM150 55H151V54H150ZM155 55H156V54H155ZM206 55H207V56H206ZM206 55H205V56H206V58H207L209 55H208V53H207ZM215 55H217V54L215 53ZM222 55H221V56H222ZM226 55H225V58L229 57V55H227V57H226ZM246 55H247V54H246ZM246 55H245V56H246ZM122 56H123V55H122V52H121V56H120V57H122ZM132 56H130V57H132ZM193 56H195V58H197L198 56H201V54H200V55L198 54L197 57H196V54L193 55ZM205 56H204V57H205ZM233 56H234V54H233ZM51 57H53V58H51ZM51 57H50V58H51L52 60L55 61V59H54L55 56L52 55ZM108 57H109V56H108ZM110 57H111V56H110ZM130 57H129V58H130ZM135 57H136V55H135ZM139 57H140V55H139ZM139 57L137 56V57L135 58V61H136V62L140 61L139 59H141V57H140V58H139ZM210 57H211V56H210ZM213 57H214V56H213ZM237 57H238V56H237ZM239 57H240V55H239ZM242 57H243V56H242ZM115 58H116V57H115ZM115 58H114V59H115ZM117 58H118V57H117ZM132 58H133V57H132ZM137 58H138V59H137ZM195 58H193V59H195ZM198 58H199V57H198ZM225 58H224V59H225ZM232 58H234V57H232ZM235 58H236V56H235ZM235 58H234L233 60L228 59V58H227V59L229 60V62L232 63V64L230 63L231 65H233L234 60H236V61H237V60L241 61V60H240L241 58H239V59H235ZM92 59H93V58H92ZM92 59H91V60H92ZM95 59H100V58H98V56H97V58L94 57V60H95ZM108 59H112V58H108ZM114 59H113V60H114ZM118 59H119V58H118ZM120 59H122V58H120ZM123 59H125V58L123 57ZM136 59H137V60H136ZM202 59H203V58H202ZM209 59H210V58H209ZM227 59H226V60H227ZM246 59H247V58H246ZM48 60H49V59H48ZM100 60H101V59H100ZM103 60H104V59H103ZM116 60H117V59H116ZM125 60H126V59H125ZM131 60H132V59H131ZM143 60H144V59H143ZM184 60H186V59H184ZM184 60H183V62H185ZM195 60H198V59H195ZM207 60H208V59H207ZM217 60H218V59H217ZM230 60H231V61H230ZM252 60H253V58H252ZM46 61H47V60H46ZM96 61H97V60H95L94 62H96ZM105 61H106V60H105ZM107 61H108V60H107ZM109 61H110V60H109ZM127 61H129V60H127ZM135 61L133 60V61H129V62L136 63ZM198 61H199V60H198ZM201 61L206 62V61H204V60H201ZM213 61H214V60H213ZM239 61H237V63L235 62L236 64L239 63L238 66L240 65V62H239ZM15 62H16V61H15ZM59 62H60V61H59ZM59 62H58V63H59ZM89 62H90V59H89ZM89 62H88V63H89ZM98 62H99V60H98ZM100 62H101V61H100ZM100 62H99V63H100ZM113 62H114V61H113ZM122 62H123V61H122ZM211 62H212V61H211V59H210V62H208V63H211ZM217 62L220 63V65H221V63H222L223 65L225 64V63H224L225 61H221V60H220V61H216V63H217ZM242 62H243V61H242ZM11 63H12V62H11ZM51 63H52V62H51ZM83 63H84V62H83ZM90 63H92V62H90ZM102 63H103V61H102ZM109 63H110V62H109ZM109 63H108V64H109ZM111 63H112V62H111ZM115 63H116V62H115ZM117 63H118V64H115V65H119L121 62H120V63L117 62ZM123 63H124V62H123ZM125 63H126V62H125ZM125 63H124V64H125ZM193 63H194V62H193ZM196 63H197V61H196ZM216 63L214 62V64H216ZM227 63H228V61H227ZM243 63H244V62H243ZM256 63H257V62H256ZM44 64H45L46 69H47V66H48L49 64H48V63H44ZM44 64H43V65H44ZM46 64H48V65H46ZM92 64L94 65V63H92ZM96 64H97V63H95V65H96ZM126 64H127V63H126ZM126 64H125V65H126ZM129 64H131V63H129ZM129 64H128V65H129ZM212 64H213V62H212ZM212 64H211V65H212ZM230 64H228V65H230ZM244 64H245V63H244ZM258 64H260V63H258ZM258 64H256L255 66H257V67H258V66H261V65H258ZM50 65H51V64H50ZM59 65H60V64H59ZM59 65H58V66H59ZM82 65H83V64H82ZM86 65H87V66H86ZM93 65H92V66H93ZM104 65H105V64H104ZM109 65H110V64H109ZM202 65H203V64H202ZM205 65H206V64H205ZM205 65H204V66H205ZM245 65H246V64H245ZM245 65H244V66H245ZM40 66H41V65H40ZM85 66L88 67V64H85ZM96 66H97V68L99 67L98 65H96ZM100 66H101V65H100ZM105 66H106V65H105ZM110 66H112V65H110ZM113 66H114V65H113ZM113 66H112V68H113ZM121 66H122V65H121ZM181 66H182V65H181ZM183 66H184V68H185V65H184V64H183ZM200 66H201V65H199V68H202V69L204 68V67H200ZM208 66H209V65L207 64V67H208ZM215 66L218 67L217 65H214V68H215V69H216ZM221 66H222V65H221ZM225 66H227V65H224L223 67H225ZM244 66H243V67H244ZM248 66H251V64L248 65ZM255 66H254V67H255ZM49 67H50V66H49ZM83 67H84V66H83ZM231 67H233V66H231ZM254 67H252V68L254 69ZM38 68H39V67H38ZM84 68H85V67H84ZM99 68H101V67H99ZM212 68H213V66H212ZM252 68H251V69H252ZM255 68H256V67H255ZM260 68H261V67H260ZM89 69H91V68H89ZM104 69H107V68L104 67ZM108 69H109V68H108ZM113 69H114V68H113ZM209 69H210V67H209ZM220 69H221V68H220ZM220 69H219V70H220ZM261 69H262V68H261ZM261 69L258 68V70H260V71H258V72H261ZM6 70H7V68H6ZM43 70H44V68H43ZM197 70H199V69H197ZM205 70H206V69H205ZM210 70H211V69H210ZM9 71H10V70H9ZM12 71H13V70H12ZM47 71H48V70H47ZM51 71H52V70H51ZM98 71H102V70H98ZM104 71H105V70H104ZM113 71H114V70H113ZM203 71H204V70H203ZM244 71H245V70H244ZM249 71H250V70H249ZM252 71H253V72H252ZM252 71H250L249 74H247V75H248L247 77L245 76L246 74L244 75V76L246 77V80H245V77H244V78L242 77L244 80H242L243 82H242V81H241V82H242V83L245 82V83L248 85V87H247V85H246V87H245L244 84L242 85L241 82L239 81L240 84L242 85V87L246 88V89L243 88V89L245 90V92H244V91H243V92L241 91V89H240V88H242L241 85H239V88H237L236 85H235L236 87H234V85H229V84H230V83H229V80H230V82H232L231 76H229L230 79L228 78V80L226 79V80H223V81H219V82H218L219 84H220V82H224V84H225V82L227 81L226 84H228V85H226V84L224 85L223 83H221L220 85H219V84L217 85V86H218V90L221 89V90L219 91V93H221V95L217 96V93H218V92H214V93L216 94L215 96L218 97L219 99L216 98V97H214V98H215L214 100H213V98L210 99V100H212L210 103H209L208 101H204V100H202V101L205 102V105H206V102H208V104H209V105H207L208 107L205 106L206 108H204V109L209 110L210 107H213V110H214V107H215L216 109H218V110H216V111H218V113L215 111V112H216L215 115H213L214 113H213V114H212V113L209 114L211 117H210L209 115L203 117V116H204L203 113H205V111H206V110L203 111V110H204V109H203L204 105L202 104L203 106H201L200 103L198 104L199 101H196L195 99H197V98L200 99L201 96H202L201 94L203 93V91H204V90H207V89L210 90V89L212 88V86H213V88H212L211 90L216 91V90H217V88H216L217 86H216V84H215L216 87L214 86V84H213L214 81L211 80V82H212L211 84H213V85L210 86L211 84H206V83H208V82H207V80H205L206 82H204V85H203V84H202V85H203L205 88H207V87H208V88H207V89L204 88V90H203V86H202L201 89H202L203 91L200 90V88H199V90L202 92L201 94H199V95H201L200 97H197V96H198V93H197L198 91H197L196 93L193 92V93H195V94L197 95V96L195 95L196 97L193 96V97H195V98H193V105H195V101H196V106L198 107V106L200 105V107H202V109H203V110H202L203 113H201V114L203 115L202 117H201L200 112L197 111V112H198L197 115L200 116L199 118H201V119H198L197 116H196V114H195V117H193V119H195L196 121L199 120V121H198V124H197L198 127H196V128H197V129L200 128V132H201V131H206V132H208V133L210 132L209 134L212 136V137H211L210 135H207L206 133H203L205 136H202V135L200 134L198 138H200V137L202 138V137H203V138H202L203 141L205 140L204 143H203L202 145H204L205 143H207L206 140H208V141H209V146H211L210 143H212V142L214 141V140L211 141V140H209V139H206V137H207V138H210V139H211V138L213 139L214 136H215V138H214L215 141H214V142H216L217 140H221V139H222V137H220L221 139L217 138L218 136H221V135L225 138V140H227V138H229V137H230V138H231V137H233V138L235 137V138H236V135H237V137H238V136H239V133H240V134L242 133V135H240V136H243V135H244L245 138H247V137L249 136L250 133H253V131H254V133H255V131H256L257 128L255 129L254 126H256V125H255L256 122H255V121H254V123L251 122V121H253V119H250L251 116H250V118H248V116H249L250 114L252 115V113H250V111H249V110H251V109L247 110V108L249 107V106H247L248 103H249V102H248L249 100L247 101V97H248V99H250L249 96H259V98L262 97L261 99H264V96H261V94H264V85H262V84H264V72L258 73V72L256 71V69H254V70H252ZM10 72H11V71H10ZM10 72H8V73H10ZM42 72H43V71H42ZM96 72H97V71H96ZM110 72H111V71H110ZM148 72H150V71H148ZM200 72H201V71H200ZM235 72H236V71H235ZM11 73H12V72H11ZM47 73H48V72H47ZM47 73H46V74L43 73V75H48L49 73H48V74H47ZM105 73H106V72H105ZM108 73H109V71L107 72L106 76L103 75V77H105L104 79H105V80L107 79V81L112 80V79L114 80V79H115L114 77L116 76L117 73L115 74V76H114V75H113V76L110 75L111 77H113L112 79H110V77H107V76H109ZM113 73H114V72H113ZM238 73H239V72H237L236 74H238ZM242 73H244V72H242ZM245 73H246V71H245ZM247 73H248V71H247ZM40 74H41V71H40ZM92 74H93V73H92ZM92 74H91V75H92ZM94 74H96V73H94ZM102 74H104V73L102 72ZM239 74H240V73H239ZM239 74H238L237 78H238V77H241ZM89 75H90V74H89ZM98 75H100V74H98ZM172 75H173V74H172ZM226 75H227V74H226ZM231 75H233V74H231ZM93 76H95V75H93ZM93 76H92V78H93ZM99 77H102V76H98V79H97V75H96V79H97V80H94L95 77H94L93 79L91 78V80H93V81H98V80L100 79ZM103 77H102V78H103ZM131 77H132V76H131ZM171 77H172V76H171ZM177 77H178V75H177ZM180 77H181V76H180ZM193 77H195V76H193ZM220 77H221V76H220ZM225 77L227 78L228 75L225 76ZM45 78H46V77H45ZM47 78H48V77H47ZM102 78H101V81H102V80L105 81V80L102 79ZM184 78H186V77H184ZM187 78H188V77H187ZM196 78H197V77H196ZM196 78H195V79H196ZM233 78H236V77L233 76ZM179 79H182V78H179ZM188 79H189V78H188ZM191 79H192V78H191ZM195 79H193V82L196 81ZM218 79H219V78H218ZM221 79H222V78H221ZM223 79H225V78L223 77ZM173 81H174V80H173ZM173 81H172V83H173ZM185 81H186V79H185ZM201 81H203V80H201ZM209 81H210V80H209ZM216 81H218V80L216 79ZM99 82H100V80H99ZM186 82H187V81H186ZM186 82H184V85H185ZM188 82H189V81H188ZM236 82H237V81H236ZM31 83H34V81H33V82H30L29 84H31ZM169 83H170V82H169ZM174 83H175V82H174ZM181 83H182V82H181ZM190 83L192 84V81H191V80H190ZM198 83H200V82H198ZM234 83H235V80L232 82V84H234ZM188 84H189V83H188ZM193 84H196V83H193ZM193 84H192V85H193ZM222 84L225 86V88L227 87V90H228V94L226 93L227 96H225V91H226V90L224 91V90H223L224 88H223V89L221 88V85H222ZM237 84H238V83H237ZM166 85H167V84H166ZM168 85H171V87H172V84H171V83L168 84ZM174 85H175V84H174ZM182 85H183V84H182ZM200 85H201V84H200ZM187 86H188V85H187ZM187 86L185 85L184 88H186ZM189 86H190V85H189ZM206 86H207V87H206ZM209 86H210V87H209ZM232 86H233L234 88H233ZM174 87H175V86H174ZM179 87H180V86H179ZM195 87H196V86H195ZM199 87H200V86H199ZM167 88H169V87H167ZM181 88H182V87H181ZM188 88H189V87H188ZM188 88H187V90H188ZM197 88H198V87H197ZM209 88H210V89H209ZM236 88H237V89H240V90H237ZM247 88H248V90H247ZM169 89H171V88H169ZM178 89H180V88H178ZM190 89H191V87H190ZM193 89H195V88H193ZM215 89H216V90H215ZM181 90H182V89H181ZM185 90H186V89H185ZM191 90H192V89H191ZM195 90H196V89H195ZM208 90H207V91H208ZM218 90H217V91H218ZM166 91H167V90H166ZM169 91H170V90H169ZM207 91H204V93L207 92ZM213 91H210V93H213ZM223 91H224V93H223ZM180 92H181V91H180ZM160 93H161V92H160ZM185 93H188V92L186 91ZM204 93H203V94H204ZM207 93H209V92H207ZM219 93H218V94H219ZM161 94H162V93H161ZM163 94H165V93H163ZM166 94H167V93H166ZM174 94H175V93H174ZM179 94H180V93H179ZM161 96H162V95H161ZM175 96H177V95H175ZM178 96H179V95H178ZM178 96H177V97H178ZM188 96H190V95H188ZM209 96H211V95H209ZM260 96H261V97H260ZM173 97H174V96H173ZM203 97H204V96H203ZM205 97H208V96H205ZM211 97H212V96H211ZM224 97H225V98H224ZM243 97H244V98H243ZM245 97H246V99H245ZM174 98H175V97H174ZM223 98H224L225 101L227 102V103H225V105L229 106L228 109L224 108V107H223L224 104H221V103H220V101H222V103H223V101H224ZM252 98H253V97H252ZM254 98H256V97H254ZM259 98H258V100H259ZM182 99L184 100V97H182ZM198 99H197V100H198ZM207 99H209V98H206V100H207ZM216 99H217V100H216ZM174 100H175V99H174ZM180 100H181V99H180ZM215 100H216V101H215ZM240 100L242 101L241 103H239ZM245 100H246V101H245ZM253 100H255V99H253ZM160 101H161V100H160ZM160 101H159V102H160ZM184 101H185V100H184ZM186 101H188V100H186ZM225 101H224V102H225ZM243 101H245V103H247V104L245 105L247 108L243 105V104H244ZM260 101L264 102V100H260ZM156 102H157V101H156ZM200 102H201V101H200ZM250 102H251V100H250ZM253 102H254V101H253ZM257 102H259V101H257ZM257 102L255 101V103H257ZM161 103H162V101H161ZM171 103H172V102H171ZM180 103H181V102H180ZM152 104H153V101H152ZM159 104H160V103H159ZM166 104H167V102H166ZM172 104H173V103H172ZM172 104H171V105H172ZM174 104H175V103H174ZM181 104H182V103H181ZM228 104H229V105H228ZM250 104H252V102H251ZM2 105H3V104H2ZM150 105H151V104H150ZM176 105H177V104H176ZM221 105H222L223 108L221 107ZM153 106H154V105H153ZM158 106H159V105H158ZM174 106H175V105H174ZM227 106H226V107H227ZM252 106L255 107V105H251V107H252ZM256 106H257V105H256ZM161 107H162V105H161ZM164 107H165V106H164ZM176 107H178V106H176ZM197 107H196V108H197ZM218 107H220V109H219ZM257 107H258V106H257ZM166 108H167V107H166ZM208 108H209V109H208ZM221 108H222V109H221ZM259 108H261V107H259ZM173 109H174V108H173ZM197 109L200 110L199 107H198ZM254 109H256V107H255ZM254 109H253V111H255ZM2 110H3V109H2ZM161 110H162V109H161ZM175 110H176V108H175ZM177 110H178V114H179V113H180V112H179V109H177ZM180 110H181V109H180ZM183 110H184V109H183ZM245 110L249 111V112H248L249 114H248V115L246 114V117H247V118L245 117ZM258 110H259V109H258ZM258 110H257V111H258ZM262 110H264V109H261V112H262ZM9 111H10V110H9ZM154 111H155V110H154ZM200 111H201V110H200ZM211 111H212V110H211ZM253 111H251V112H253ZM150 112H151V110H150ZM163 112H164V110H163ZM146 113H147V111H146L144 114H146ZM152 113H153V111H152ZM152 113H151V114H152ZM172 113H173V112H172ZM209 113H210V112H209ZM255 113H256V115H257V112H255ZM178 114H177V115H178ZM199 114H200V115H199ZM206 114H207V112H206ZM253 114H254V113H253ZM148 115H149V114H148ZM161 115H162V114H161ZM164 115H165V114H164ZM212 115H213L214 117H213ZM157 116L160 117V115H157ZM192 116H193V115H192ZM208 116H209V118H211L210 120H209ZM241 116H244V119L246 118L247 121H246V119H245V121H243V120L241 119V120H242V123H240L241 120L239 121V118H240ZM253 116H254V115H253ZM154 117H156V116H154ZM161 117H162V116H161ZM171 117H172V116H171ZM171 117H170V118H171ZM212 117H213V118H212ZM238 117H239V118H238ZM254 117H256V116H254ZM254 117H253V118H254ZM257 117H258V115H257ZM156 118H157V117H156ZM156 118H154V119H156ZM173 118L175 119L174 116H173ZM180 118H181V117H180ZM214 118H215V119H214ZM259 118H260V117H259ZM261 118H262V116H261ZM158 119H159V118H158ZM158 119H156V120L158 121ZM181 119H182V118H181ZM217 119H219V120H217ZM161 120H162V119H161ZM164 120H166V119H164ZM175 120H176V119H175ZM177 120H178V118H177ZM183 120H184V119H183ZM215 120L218 121L220 124H219V123L216 124L217 122H216ZM220 120H221V122H222V121H223V122L225 121L224 124H222L223 122L221 123ZM180 121L182 122V120H180ZM248 121H250V123H251V125H253V127L250 126V128H249V122H248ZM173 122H174V121H173ZM183 122H184V121H183ZM186 122H187V121H186ZM214 122H215V124H214ZM243 122H245L244 124H246V122L248 123L247 126L244 125L246 128L243 127ZM258 122H259V121H258ZM174 123H176V122H174ZM177 123H178V122H177ZM199 124H200L201 126H199ZM256 124H259V123H256ZM125 125H126V124H125ZM176 125H179V124H176ZM182 125H183V124H182ZM182 125H181V126H182ZM187 125H189V124H187ZM126 126H127V125H126ZM163 126H164V125H163ZM179 126H180V125H179ZM183 126H184V125H183ZM183 126H182V127H183ZM195 126H196V124H195ZM202 126H203V127H202ZM211 126H212V127H211ZM261 126H262V125H260V128L257 129L256 134H258V131H259V133L262 131V130H261ZM128 127H129V126H127V128H128ZM172 127H173V126H172ZM210 127L213 128V129H215V130L212 129V132L216 133V134L213 133L214 136H213V134L211 133V130H210L211 128H210ZM242 127H243V130H241ZM258 127H259V126H258ZM190 128H191V127H190ZM196 128H195V131L197 130ZM201 128H202V129H201ZM209 128H210V129H209ZM129 129H130V128H129ZM203 129H204V130H203ZM206 129H207V130H206ZM208 129H209L210 131H208ZM244 129H245V131H246V129H247L248 131H249L250 129H251V130L254 129V130H253V131H249L250 133H249L248 131H246V134H245ZM262 129H264V128H262ZM260 130H261V131H260ZM165 131H166V130H165ZM195 131H193V132H195ZM241 131H242V132H241ZM174 132H175V131H174ZM193 132H192V133H193ZM200 132H199V129H198V133H200ZM238 132H239V133H238ZM247 132H248V133H247ZM179 133H180V132H179ZM195 133H196V132H195ZM236 133H238V134H236ZM243 133H244V134H243ZM261 133H262V132H261ZM261 133H260V134H261ZM166 134H167V133H166ZM196 134H197V133H196ZM247 134H248V136H247ZM256 134H255V135H256ZM206 135H207V136H206ZM252 135H253V134H251V135L249 136L250 139H253V138H252ZM208 136H209V137H208ZM216 136H217V137H216ZM227 136H228V137H227ZM244 136H243V137H244ZM178 137H179V135H178ZM190 137H192V136H190ZM196 137H197V136H196ZM196 137L193 136L192 138H195V140H197V142H198L199 139H197ZM243 137H239L240 140L237 139V138H236L237 140H236V139L234 140V141H237V145H238V143H240V144L242 145L241 142H242L243 140H242L241 138H243ZM249 137H248V138H249ZM253 137H254V136H253ZM258 137L261 138V135L259 136V134H258ZM125 138H126V137H125ZM127 138H128V137H127ZM181 138H182V137H181ZM224 138H223V139H224ZM233 138H232V139H233ZM245 138H244V142L247 141ZM256 138H257V135H256ZM260 138H259V139H260ZM119 139H120V137H119ZM128 139H129V138H128ZM167 139H168V138H167ZM216 139H217V140H216ZM259 139H257V141H260ZM262 139H264V138H262ZM124 140H126V139H124ZM228 140H229V139H228ZM245 140H246V141H245ZM254 140H255V138H254ZM254 140H252V142H253ZM126 141H127V140H126ZM162 141H163V140H162ZM200 141H201V139H200ZM200 141H199V142H200ZM239 141H240V142H239ZM261 141H262V140H261ZM261 141H260V142H261ZM120 142H122L121 139H120ZM123 142H125V141H123ZM164 142H165V141H164ZM221 142H222V141H221ZM227 142H228V141H227ZM227 142L225 141L226 145L229 144V143H227ZM249 142H251V141H249ZM262 142H264V141H262ZM262 142H261V143H262ZM189 143H190V142H189ZM192 143H193V142H192ZM200 143H201V142H200ZM200 143H199V144H200ZM217 143H218V142H216V143H212L213 145L211 146V150L209 149L210 152H208L209 150L207 151V153H210L209 156H210V155H213V156H211V157H214V153H215V155H216L217 153H218V154H221V155L224 154L225 158H228V159H229L230 157L234 156V154H233V155H230V154H229V155H230V157H229V156H228V153L225 154V153L227 152V151H226L227 147H226V149H223V151L225 150V153H223V151L221 152V150H220L221 148H219V146L215 145V144H217ZM219 143H220V141H219ZM219 143H218V145H220ZM255 143H256V142H255ZM159 144H160V143H159ZM165 144H166V143H165ZM256 144H257V143H256ZM258 144H259V143H258ZM230 145H231V143L229 144V146H230ZM253 145H254V144H253ZM253 145H250V146H253ZM259 145L261 146V144H259ZM144 146H145V144H144ZM144 146H142V147L140 146V147L143 148ZM153 146H154V145H153ZM158 146H159V145H157V147H158ZM175 146H176V145H175ZM193 146H195V145H193ZM204 146H206V145H204ZM209 146L207 145L208 148H209ZM223 146H224V145H223ZM223 146H220V147H223ZM232 146H233V145H232ZM232 146H231L230 148H232ZM255 146H256V145H255ZM255 146H254V147H255ZM173 147H174V146H173ZM195 147L197 148V145H196ZM199 147H200V146H199ZM207 147H204V148H207ZM254 147H253V148H254ZM262 147H264V145H262L261 148H262ZM65 148H66V146H65ZM196 148H195V149H196ZM204 148H203V149H204ZM208 148H207V149H208ZM224 148H225V147H224ZM251 148H252V147H251ZM259 148H260V147H259ZM259 148H258V149H259ZM146 149H147V148H146ZM156 149H157V148H156ZM166 149H167V148H166ZM176 149H177V148H176ZM195 149H194V150H195ZM228 149H229V147H228ZM228 149H227V150H228ZM248 149H249V148H248ZM140 150H141V149H140ZM152 150H153V149H152ZM168 150H170V149L168 148ZM199 150H200V148H199ZM232 150L235 151V149H231L230 152H231ZM240 150H241V149H240ZM147 151H148V149H147ZM150 151H151V150H150ZM163 151H164V150H163ZM166 151H167V150H166ZM202 151H206V149H204V150H202ZM211 151H212V154H211ZM228 151H229V150H228ZM245 151H246V150H245ZM245 151H243V152L241 151V152L244 153ZM252 151H253V150H251L250 152H252ZM255 151H257V150H255ZM262 151H264V150H262ZM155 152H156V151H155ZM155 152H154V153H155ZM169 152H170V151H169ZM169 152H168V153H169ZM193 152H196V150L193 151ZM213 152H214V153H213ZM235 152L237 153V151H235ZM239 152H240V151H239ZM257 152H259V151H257ZM257 152H256V153H257ZM68 153H69V152H68ZM138 153H139V152H138ZM168 153H167V154H168ZM174 153H175V152H174ZM176 153H177V152H176ZM200 153H201V152H200ZM231 153H232V152H231ZM245 153H246V152H245ZM252 153H253V152H252ZM98 154H99V153H98ZM159 154H160V152H159ZM159 154H158V155H159ZM169 154H171V153H169ZM178 154H179V153H178ZM195 154H196V153H195ZM197 154H198V153H197ZM203 154H204V153H203ZM205 154H206V152H205ZM205 154H204V155H205ZM240 154H241V153H239V154L237 153V157H238V155H240ZM262 154H264V153H262ZM94 155H96V152H95ZM94 155H93V156H94ZM126 155H127V154H126ZM144 155H145V154H144ZM149 155H150V154H149ZM149 155H148V156H149ZM151 155H153V154H151ZM154 155H155V154H154ZM161 155H162V154H161ZM171 155H173V154H171ZM204 155H203V156H204ZM235 155H236V154H235ZM242 155H245V154H241V156H242ZM258 155H260V154H258ZM70 156H72V155H70ZM99 156H100V154H99ZM132 156H133V155H132ZM155 156H157V155H155ZM165 156H166V155H164V157H165ZM177 156H178V155H177ZM200 156H201V155H200ZM206 156H207V155H206ZM206 156H205V157H206ZM216 156H217V155H216ZM216 156H215L214 158H217V157H218V156H217V157H216ZM227 156H228V157H227ZM260 156H261V155H260ZM260 156H259V158H260ZM167 157H168V156H167ZM167 157H166V158H167ZM170 157H171V156H170ZM207 157H208V156H207ZM237 157L235 156V157H233V158H230V161H232L234 158H237ZM251 157H252V156H251ZM129 158H130V159H129ZM129 158H127V159L131 161V158H132V157H129ZM152 158H153V157H152ZM166 158H165V159H166ZM201 158H203V157H201ZM221 158H223V155H222ZM132 159L135 160V158H132ZM138 159H140V158H138ZM158 159H159V158H158ZM160 159H161V158H160ZM162 159H163V158H162ZM162 159H161V160H162ZM167 159H168V158H167ZM228 159H227V160H228ZM231 159H232V160H231ZM261 159H262V158H261ZM261 159H260V160H261ZM153 160H154V159H153ZM156 160H157V159H156ZM195 160H196V159H195ZM195 160H193V161H195ZM203 160H205V159H203ZM209 160H210V159H209ZM209 160L207 159V161H209ZM217 160H218V159H217ZM137 161H138V160H137ZM137 161H136V163H139V162H140V161H139V162H137ZM148 161H149V160H148ZM148 161H147V162H148ZM200 161H201V160H200ZM207 161L205 160L206 163H207ZM261 161H262V160H261ZM127 162H128V161H127ZM132 162H133V161H132ZM155 162H156V161H155ZM165 162H167V161H164V163H161V165H162V164H163V165H166ZM195 162H196V161H195ZM201 162H202V161H201ZM211 162H212V160H211ZM220 162H221V161H220ZM222 162H224V161H222ZM225 162H226V161H225ZM225 162H224V163H225ZM233 162H236V161H233ZM142 163H143V162H142ZM142 163H141V164H142ZM206 163H205V164H206ZM231 163H232V162H230V166H231L232 164L236 165L235 163H232V164H231ZM255 163H256V160H255ZM259 163H260V162H259ZM141 164H139V165H141ZM167 164L169 165L170 163L168 162ZM193 164H195L196 166H198L196 163H193ZM200 164H201V163H200ZM200 164H199V166H200ZM214 164L216 165V164H217V161H216V163H214ZM214 164H213V165H210V166H213V167H210V166H209V167H210V171H213L215 168H219V169H220V167H217V165L220 166L219 164H217L216 167L214 166ZM220 164H221V163H220ZM225 164H226V163H225ZM244 164H246V163H244ZM260 164H261V163H260ZM142 165H143V164H142ZM142 165H141V166H142ZM148 165H149V163H148ZM148 165H147V167H148ZM202 165H203V164H202ZM208 165H209V163H208ZM239 165H240V164H239ZM248 165H249V164H248ZM257 165H258V163H257ZM105 166H106V164H105ZM137 166H138V164H137ZM144 166H145V165H144ZM154 166H155V165H153V167H154ZM157 166H158V165H157ZM169 166H170V165H169ZM175 166H176V165H175ZM196 166H195V167H196ZM199 166H198V167H199ZM232 166H233V165H232ZM246 166H247V164H246ZM251 166H252V164H251ZM151 167H152V164H151ZM153 167H152V168H153ZM164 167H166V166H163V169H167V168H164ZM180 167H181V166H180ZM195 167H193V170H196V169H197V167H196V168H195ZM209 167H208V168H209ZM233 167H234V166H233ZM103 168H104V167H103ZM136 168H137V167H136ZM154 168H155V167H154ZM159 168H160V167H159ZM159 168H158V169H159ZM200 168H201V167H200ZM200 168H198V170H199ZM206 168H207V166H206ZM206 168H205V166H203V169H204V170H207ZM228 168H230L229 165L226 166L227 171L229 170ZM243 168H244V167H243ZM243 168H241V169H243ZM253 168H255L254 165H253ZM110 169H111V168H110ZM110 169H109V170H110ZM139 169H140V167H139ZM143 169H144V168H143ZM146 169H147V168H146ZM146 169H145V170H146ZM168 169L170 170L169 167H168ZM179 169H180V168H179ZM219 169H218V170H219ZM230 169H231V170H229V174H230V172H232L233 175L236 176V174H235V172H234L236 169L234 170V168H233V171H232V168H230ZM238 169H239V168H238ZM251 169H252V168H251ZM118 170H120V169H118ZM134 170H135V169H134ZM145 170L141 171V176H142V175L144 176V174H145V175L147 174V173L145 172ZM152 170H153V169H152ZM175 170H176V169H175ZM180 170L182 171V169H180ZM222 170H223V169H222ZM249 170H250V168H249ZM249 170H248V171H249ZM252 170H253V169H252ZM110 171H111V170H110ZM147 171H149V170H147ZM155 171H156V170H155ZM172 171H174V170L172 169ZM176 171H177V170H176ZM196 171H197V170H196ZM215 171H217V170L215 169ZM111 172H112V171H111ZM119 172H120V171H119ZM143 172H144V174H143ZM151 172H152V171H151ZM198 172H199V171H198ZM236 172H239V171L236 170ZM246 172H247V171H246ZM112 173H113V172H112ZM115 173H116V172H115ZM120 173H121L120 176H122V174H123L122 177H124V173H125V172L123 173L122 170H121ZM137 173H138V171H137ZM153 173H154V172H152V174H153ZM167 173L169 174V172H167ZM170 173H172V172H170ZM196 173H197V172H196ZM202 173H203V172H202ZM205 173H206V172H205ZM226 173H228V172H226ZM250 173H251V171H250ZM252 173H255L254 175H259V176H260V174H261L262 172H260V174H256V171L254 170V171H252ZM134 174H135V173H134ZM134 174H133V175H134ZM155 174H156V173H155ZM155 174H154V175H155ZM157 174H158V173H157ZM203 174H204V173H203ZM203 174H200V173H199V174H197V175H198V176H199V175H202V176L205 177V174H204V175H203ZM213 174H216V173H214V171H213ZM213 174H212L211 176H213ZM229 174H227V176H228ZM130 175H131V174H130ZM139 175H140V174H139ZM139 175H138V176H139ZM147 175H150V172H149ZM184 175H185V174H184ZM186 175H187V174H186ZM195 175H196V174H195ZM217 175H218V174H216V177H217ZM221 175H222V174H221ZM231 175H232V174H230V176H231ZM237 175H238V174H237ZM239 175H242V174L239 173ZM262 175H264V174H262ZM262 175H261V176H262ZM126 176H127V175H126ZM126 176H125V177H126ZM131 176H132V175H131ZM143 176H142V177H143ZM150 176H151V175H150ZM211 176H210V177H211ZM225 176H226V174H225ZM227 176H226V177H227ZM235 176H234V177H235ZM247 176H248V175H247ZM247 176H246V177H247ZM252 176H253V175H252ZM122 177H121V178H122ZM125 177H124V178H125ZM142 177H140V178H142ZM166 177H167V176H166ZM196 177H197V176H196ZM214 177H215V175H214ZM219 177H220V174H219V176H218L217 178L219 179ZM240 177H241V178H245V177H243V176H240ZM256 177H257V176H256ZM116 178H117V177H116ZM124 178H123V179H124ZM144 178H145V176H144ZM150 178H151V177H150ZM154 178H155V179H156V178L158 179V177H154ZM170 178H171V177H170ZM199 178L203 179L201 176H200ZM199 178H195V179H198V181H199ZM127 179H128V178H127ZM138 179H139V178H138ZM142 179H143V178H142ZM148 179H149V176H148ZM159 179H160V177H159ZM163 179H164V178H163ZM171 179H172V178H171ZM173 179H174V178H173ZM195 179H193V180H195ZM212 179H213V178L211 177V180H212ZM227 179H229V177H227ZM230 179L233 180V178H231V177H230ZM230 179H229V181H226V182H229V184L231 183V182H230ZM235 179L237 180V177H236ZM248 179H249V178H248ZM253 179H254V177H253ZM262 179H264V178H262ZM146 180H147V177H146ZM204 180H206V178H205ZM204 180H203V181H204ZM213 180L216 181L215 179H213ZM213 180H212V181L208 180V181H210V182H209L210 184H211V182H212L211 185H215V184H213V183H214ZM221 180H222V178H221ZM238 180H239V179H238ZM245 180H247V179H245ZM118 181H119V180H118ZM128 181H129V180H128ZM143 181H144V179H143L141 182H143ZM148 181L150 182V180H148ZM195 181H197V180H195ZM203 181H202V182H203ZM240 181H241V182H245V181H243V179L240 180ZM247 181H249V180H247ZM151 182H152V180H151ZM217 182H218V180H217ZM217 182H216V184H217ZM222 182H223V181H222ZM232 182H233V185H234V186H233V185H232L233 187H232V186H231V187L229 186V188H233V190H232V189H231V190L234 191V189H235V188H234L235 185H236V187H237L238 184H234V180H233ZM235 182H236V181H235ZM237 182H238V181H237ZM241 182H240V186L242 185ZM261 182H262V180H261ZM118 183H120V182H118ZM146 183H148V182H146ZM161 183H162V182H161ZM199 183H201V180H200V182L196 183V184H198L199 186H197V185H195V184L192 183L193 185L191 184V186H189V188L192 187V186H195V188H197V187L200 188V184H199ZM204 183H205V181L201 184V186H203ZM220 183H221V182H220ZM238 183H239V182H238ZM245 183H246V182H245ZM151 184H152V183H151ZM175 184H176V183H175ZM210 184H209V185H210ZM246 184H247V183H246ZM123 185H124V184H123ZM126 185H127V184H126ZM147 185H148V184H145L144 186L148 187ZM149 185H150V184H149ZM155 185H156V184H155ZM222 185H224V183H223ZM225 185H226V183H225ZM243 185H244V184H243ZM252 185H255V182H254V184H252ZM24 186H25V185H24ZM164 186H165V185H164ZM173 186H174V185H173ZM173 186H172V187H173ZM204 186H205V185H204ZM218 186H219L220 189H221V186H220V185H218ZM248 186H249V185H248ZM117 187H118V186H117ZM149 187H150V186H149ZM155 187H156V186H155ZM160 187H161V186H160ZM219 187H218V188H219ZM238 187H239V186H238ZM242 187H243V186H242ZM245 187H246V185H245ZM115 188H116V187H115ZM123 188H124V187H123ZM202 188H203V187H202ZM229 188H226V186H224V191H225L226 189L228 190ZM239 188H240V187H239ZM126 189H127V188H126ZM153 189H154V188H153ZM190 189H191V188H190ZM192 189H193V188H192ZM236 189H237V188H236ZM243 189H245V188L243 187ZM246 189H247V188H246ZM252 189H253V188H252ZM252 189H251V190H252ZM257 189H258V190H261V189H259L258 187H257ZM187 190H188V189H187ZM203 190H204V188H203ZM227 190H226V192H227ZM231 190L229 189V191L227 192V193H230V195H231V193H235V192H230ZM239 190L241 191V188H240ZM255 190H256V188H255ZM118 191H119V190H118ZM185 191H186V190H185ZM222 191H223V190H222ZM237 191H238V190H237ZM243 191H244V190H243ZM246 191H247V190H246ZM28 192H29V191H28ZM120 192H121V190H120ZM127 192H128V191H127ZM182 192H183V190H182ZM188 192H189V190H188ZM238 192H239V191H238ZM241 192H242V191H241ZM244 192H245V191H244ZM244 192H243V193H244ZM183 193H184V192H183ZM120 194H121V193H120ZM250 194H252V193H250ZM233 195H234V196H237V194H236V195L233 194ZM247 195H248V192H247ZM253 195H254V194H253ZM121 196H122V194H121ZM173 196H174V195H173ZM177 196L181 197V193H180V195L177 194ZM217 196H218V195L216 194V197H217ZM219 196H220V195H219ZM234 196H233V197H234ZM241 196H242V195H241ZM248 196H249V195H248ZM254 196H255V195H254ZM259 196H260V195H259ZM122 197H123V196H122ZM124 197H125V196H124ZM133 197H134V196H133ZM221 197H224V196H221ZM226 197H228L227 194H226ZM229 197H230V196H229ZM233 197H231V198L233 199ZM238 197H239V196H238ZM238 197H237V198H238ZM242 197H243V196H242ZM242 197H241V199L243 200L244 198H242ZM245 197H246V196H245ZM249 197H251V196H249ZM249 197H247V198H249ZM255 197H256V196H255ZM255 197H254V198H255ZM127 198H129V195H128ZM237 198H236V199H237ZM254 198L252 197V199H254ZM256 198H257V197H256ZM131 199H132V198H131ZM170 199H171V198H170ZM192 199H193V198H192ZM192 199H190V200L192 201ZM213 199H214V198H213ZM216 199H217V198H216ZM216 199H215V200H216ZM218 199H220V198H218ZM222 199H224V198H222ZM226 199H227V198H226ZM226 199H224L223 201H225ZM234 199H235V198H234ZM241 199H240V200H241ZM249 199H250V198H249ZM249 199H248V201H249ZM129 200H130V199H129ZM195 200H197V199H195ZM215 200H214V202H212L213 200H212L211 202H208V204H206V205H209V203H210L209 206L212 207V205H211L212 203H213V205H214L215 203L218 204L219 202H217V201H219V200H217L216 202H215ZM229 200H230V199L228 198V201H227V202H230V203H231V201H229ZM261 200H262V199H261ZM261 200H260V201H261ZM162 201H163V200H162ZM162 201H161V202H162ZM170 201H171V200H170ZM179 201H180V202H183V201H184V203H185V200H184V199H183L182 201L179 199ZM186 201H187V200H186ZM197 201H198V200H197ZM223 201H222V202H223ZM237 201H238V200H237ZM237 201H236V202H237ZM254 201H256V200H254ZM129 202H130V201H129ZM129 202H127V203H129ZM163 202H165V201H163ZM166 202H167V201H166ZM225 202H226V201H225ZM227 202H226V203H227ZM234 202H235V200H234ZM249 202H250V201H249ZM252 202H253V201H251V203H252ZM169 203H170V202H169ZM172 203H173V202H172ZM195 203H196V201H195ZM232 203H233V201H232ZM237 203H238V202H237ZM240 203H241V202H240ZM240 203H238V205H240ZM253 203H255V202H253ZM130 204H131V203H130ZM164 204H165V203H164ZM166 204H167V203H166ZM166 204H165V205H166ZM185 204H186V203H185ZM196 204H197V203H196ZM198 204H200V200H199V203H198ZM217 204H215V205H217ZM223 204L226 206V204H225L224 202H223ZM242 204H243V202H242ZM176 205H177V204H176ZM201 205L204 206V204H202V202H201ZM206 205H205V206H206ZM233 205L235 206V208H234L233 211H235V209H236V205H237V204H234V203H233L232 206H233ZM262 205H264V203H262L261 206H262ZM168 206H169V205H168ZM181 206H182V204H181ZM193 206H195V205H193ZM193 206H191V208H192ZM218 206H219V204H218ZM220 206H221V205H220ZM228 206H229V207H227V208L225 207V208L222 209V210H223V211H224L225 209H228V210H229V208H230L231 205H228ZM244 206L246 207V205H244ZM244 206H243V208H242L243 210H244ZM165 207H166V206H165ZM186 207H187V206H186ZM186 207H185V206L182 207V210H184L183 208H186ZM198 207H199V206H198ZM206 207H207V206H206ZM215 207H216V206H215ZM257 207H258V205H257ZM257 207H256V208H253V209H251V210H255V209L257 210V209H258ZM180 208H181V207H180ZM187 208H188V207H187ZM189 208H190V207H189ZM191 208H190V209H191ZM200 208H201V206L199 207V209H200ZM213 208H214V207H213ZM221 208H223V207L221 206ZM237 208L239 209L240 206H239V207L237 206ZM248 208L250 209V206H249ZM251 208H252V206H251ZM126 209H127V208H126ZM190 209H187V210H190ZM192 209H193V208H192ZM195 209L197 210V208H195ZM195 209L192 210L193 213H195V211H196ZM205 209H206V208H205ZM230 209H232V207H231ZM240 209H241V208H240ZM123 210H124V207H123ZM182 210H180V211H182ZM202 210H203V209L201 208V210H199V212L202 211ZM207 210L209 211V213H212V214H210L209 216H211V215H215V217H216V215H217V214H215L216 211H215V212H213V211L211 212L210 209H207ZM207 210H206V211H207ZM211 210H213V209H211ZM216 210H219V209H216ZM236 210H237V209H236ZM126 211H127V210H126ZM174 211H175V210H174ZM220 211H221V210H220ZM233 211H231V212H233ZM239 211H240V210H239ZM245 211H247V210H245ZM187 212H188V211H187ZM199 212H198V214L201 213V212H200V213H199ZM202 212H204V211H202ZM226 212H228V211H226ZM243 212H244V211H243ZM249 212L252 213L253 211H249ZM172 213H173V212H172ZM180 213H181V212H180ZM180 213H178V215H179ZM213 213H214V214H213ZM216 213H218V212H216ZM233 213H234V212H233ZM237 213H239V212H237ZM237 213H236V214H237ZM246 213H247V212H245V214H246ZM250 213H249V214H250ZM254 213H257V212L255 211V212H253L252 214H254ZM170 214H171V213H170ZM174 214H177V213H174ZM182 214L184 215V213H182ZM188 214H189V212H188ZM191 214H192V213H191ZM196 214H197V212H196ZM198 214H197V218H202V215H203V214L206 215V213H202V215H200L201 217H198V216H199ZM219 214H220L219 217H221V214H224V213L221 211V213H219ZM225 214H226V213H225ZM243 214H244V213H243ZM252 214H250V215H252ZM260 214L262 215L261 212H260ZM178 215H177L176 217H178ZM189 215H190V214H189ZM189 215H188V216H189ZM205 215H204V216H205ZM234 215H235V214H234ZM241 215H242V214H241ZM247 215H248V214H247ZM250 215H249V216H250ZM173 216H174V215H173ZM179 216H180V215H179ZM184 216H185L186 218L189 219L188 216H186V215H184ZM184 216H183V217H184ZM191 216H193V215H191ZM224 216H227V217H228V215H224ZM231 216H232V215H231ZM254 216H255V215L250 216V217H254ZM127 217H128V216H127ZM212 217H213V216H212ZM219 217H218V215H217V218L220 220L221 218H219ZM222 217H223V215H222ZM232 217H233V216H232ZM244 217L246 218V220H247V224H248V218H249V217H248V216L246 217V215H245ZM256 217H257V218H260V216H259V217L256 216ZM125 218H126V217H125ZM172 218H173V217H172ZM206 218H207V220H208V218H209V221H211V220H210L211 217H208V212H207V217H203V219H206ZM213 218H214V217H213ZM213 218H211V219H213ZM217 218H215V220H218ZM235 218H237V217H235ZM126 219H127V218H126ZM174 219H175V218H174ZM184 219H185V218H184ZM203 219H202V220H203ZM222 219H224V218H222ZM222 219H221L220 221H219V220H218V221H219L220 223H221V222H222V223L224 222V224H227L226 221H227L229 224H230L231 222H232L231 224H233V221H231V220L228 221L229 219L226 220V219H227L226 217H225V221H222ZM239 219H240V218H239ZM252 219H253V218H252ZM182 220H183V219H181V221H182ZM185 220H186V223H188V222H187V219H185ZM234 220H236V219H234ZM244 220H245V219H244ZM246 220H245L244 222H243V220H241V221L243 222V224H246V223H245ZM249 220H251V218H250ZM253 220L255 221L256 219L254 218ZM253 220H252V221H253ZM175 221L177 222L176 219L174 220V222H175ZM178 221H179V220H178ZM183 221H184V220H183ZM183 221H182V222H183ZM209 221H208L207 223H206V222H205V223L208 224ZM213 221H214V220H213ZM218 221H217V222H218ZM174 222L172 223V221H171L172 224H174ZM199 222L202 224V226H203L202 228H203V229L206 228V226H207V228H206L205 230H202V228H201V230H202L203 233H204L206 230H208V228H209L208 226H210V225H209V224L206 225L204 222L202 223L201 220H199ZM219 222H218V223H219ZM239 222H240V220H239ZM249 222L252 223L251 221H249ZM169 223H170V221H169ZM179 223H180V222H179ZM192 223H193V222H192ZM210 223H211V222H210ZM212 223H213V222H212ZM215 223H216V222H214L213 224H215ZM218 223H217V224H218ZM220 223H219L218 225L216 224L218 228H217V227H214V228L219 229V227H220L219 225L222 224V223H221V224H220ZM250 223H249V224H250ZM253 223H254V222H253ZM253 223H252V227L256 225V223H255V225H253ZM177 224H178V223H177ZM184 224H185V223H184ZM197 224H198V223H197ZM203 224H204V225H203ZM231 224H230V227L232 226ZM247 224H246V225H247ZM249 224H248V226H249V228H250V225H251V224H250V225H249ZM175 225H176V224H175ZM178 225H179V224H178ZM178 225H177V227H178ZM180 225H181V223H180ZM189 225H190V224H189ZM205 225H206V226H205ZM234 225H235V224H234ZM241 225H242V224H241ZM241 225H240V226H241ZM170 226H171V224H170ZM182 226H183V225H182ZM184 226H185V225H184ZM195 226H197V228H198V227H200L201 225L199 224V226H198V225H195ZM195 226H193V228H195ZM213 226H214V225H213ZM222 226H223V225H222ZM222 226H221V227H222ZM224 226H225V225H224ZM224 226L222 227V229L225 228V227H227V226H228L227 228H229V225H228V224H227V226H225V227H224ZM235 226H236V225H235ZM237 226H239V225L237 224ZM237 226H236V227H237ZM240 226H239V229L237 228L238 231H235L234 234H236V233H238V232H239V233L242 232V230L240 229ZM242 226H243V225H242ZM262 226H264V225H262ZM252 227H251V229H253ZM256 227H257V226H256ZM256 227H255V228H256ZM259 227H260V226H259ZM182 228H183V227H182ZM211 228H212V225H211ZM187 229H190V228H187ZM231 229H232V230L229 229V230L231 231V233L234 232V231H233V230H234V227H233V228L231 227ZM193 230H196V228L193 229ZM211 230H213V229H211ZM211 230L209 229V230H208V233H207V231H206V234H200V235L202 236V238H201V236L199 237L198 234H197V236H196V238L198 237V239H193V238H192L193 241H195V242H192V243H195V244L198 243V244H199V246L193 244V246H197V247H199V249H200V250H199V253H201V252L203 251V248L205 249V248L208 247V246H206V245H209L211 242L214 241V239H213V240L211 239L212 241H210V242H209V241L207 242V240H206L207 244H206L205 241H204V239L208 237V236H207L208 234H209V235L212 234V233H209V231L211 232ZM224 230H225V229H224ZM227 230H228V229H227ZM239 230H240V231H239ZM247 230H248V227L246 228V231H247ZM185 231H186V229H185ZM197 231H199V229H198ZM246 231H245V232H246ZM262 231H264V230H262ZM174 232H175V231H174ZM215 232H216V231H215ZM215 232H213V234H214ZM220 232H222V233L224 234V235L222 234L223 236H225L226 233H227V234H228V233L231 234L229 231H226V230H225V231L222 230V231H220ZM225 232H226V233H225ZM245 232H244V233H245ZM249 232H250V230L248 231V233H249ZM186 233H187V232H186ZM193 233H195V232H193ZM216 233H217V232H216ZM216 233H215V234H216ZM239 233H238V234H239ZM242 233H243V232H242ZM258 233H259V231H258ZM262 233H264V232H262ZM213 234H212V236L214 237ZM227 234H226V235H227ZM229 234H228V235H229ZM192 235H193V234H192ZM242 235H245V234H242ZM246 235H247V234H246ZM246 235H245V236H246ZM193 236H195V235H193ZM193 236H192V237H193ZM203 236H204L205 238H203ZM223 236H222V237H223ZM245 236H243V238H245ZM176 237H177V236H176ZM190 237H191V233H190ZM219 237H221V235H220ZM229 237H230V236H229ZM233 237H234V236H233ZM199 238H201V239L199 240ZM239 238H240V237H239ZM181 239H182V238H181ZM186 239H187V238H186ZM190 239H191V238H190ZM190 239H189V237H188V240H190ZM202 239H203V241H204V242H202V245H204V247L201 245V241H202ZM220 239H222V238H219V239L217 240V241H219V243H220ZM229 239H230V238H229ZM240 239H242V238H240ZM240 239H239V240H240ZM188 240H187V241H188ZM232 240H233V239H231V241H232ZM239 240H238V241H239ZM246 240H247V239H246ZM172 241H173V240H172ZM174 241H176V240H174ZM174 241H173V242H174ZM180 241H183V239L180 240ZM198 241H199V242H198ZM217 241H216V242H217ZM221 241H222V240H221ZM226 241H228L229 243L231 242V241H229L228 239H226ZM236 241H237V240H236ZM236 241L234 240V243H235ZM123 242H124V241H123ZM144 242H145V241H144ZM178 242H179V241H178ZM214 242H215V241H214ZM222 242H224V241H222ZM244 242H246V241L244 240ZM249 242H250V241L248 240L247 243H249ZM258 242H259V240H258ZM262 242H264V241H262ZM126 243H127V245H128V242H125V244H126ZM180 243H181V242H180ZM183 243H185V242H183ZM208 243H209V244H208ZM240 243H242V242H240ZM250 243H251V242H250ZM260 243H261V242H260ZM185 244H186V243H185ZM205 244H206V245H205ZM214 244H216V248L218 247V246H217L218 243H212V244H211L212 246L209 245V246L211 247V249H212V247H213ZM226 244H227V243H226ZM226 244H225V245H226ZM237 244H239V243L237 242ZM243 244L248 245V246L250 245V244H246V243H242V244H240V245L242 246ZM252 244H253V243H252ZM252 244H251L250 246L253 248V247H254V246H253L254 244H253V245H252ZM262 244H264V243H262ZM188 245L191 246L192 244H188ZM188 245H187V246H188ZM219 245H220V244H219ZM232 245H234V244H232ZM240 245H237V246H240ZM245 245H244V247H246ZM256 245H257V244H256ZM173 246H174V245H173ZM187 246H185V247L182 246V247H183V248H186ZM205 246H206V247H205ZM221 246H223V245H221ZM221 246H220V247H221ZM230 246H231V245H230ZM234 246H235V245H234ZM241 246H240V247H241ZM248 246H247V248H248ZM182 247H180V248H182ZM201 247H202V248H201ZM210 247H208V248L210 249ZM223 247H224V246H223ZM226 247H227V246H226ZM226 247H225V248H222V247H221V248H222L221 250H222V251L224 250L225 253H226L225 250L228 249V248L226 249ZM232 247H233V246H232ZM232 247H230V249H231ZM244 247H243V248H244ZM251 247H250V248H251ZM257 247H258V246H257ZM262 247H264V246H262ZM187 248L190 249L191 247H187ZM193 248H196V247H193ZM247 248H246V249H247ZM252 248H251V249H252ZM259 248H260V247H259ZM171 249H172V248H171ZM176 249H177V248H176ZM188 249H187V250H188ZM201 249H202V251H201ZM211 249H210V250H211ZM232 249H233V248H232ZM234 249H235V250H238V249H241V248H237V249L234 248ZM244 249H245V248H244ZM162 250H163V249H161V251H162ZM173 250L175 251V249H173ZM178 250H179V249H178ZM191 250H192V249H191ZM206 250H208V249H206ZM228 250H229V249H228ZM247 250H248V251H253L254 248H253L252 250H249V248H248ZM255 250H256V249H255ZM158 251H159V250H158ZM166 251H167V250H164V252H166ZM170 251H171V250H170ZM170 251H169V252H170ZM174 251H172V252H173V255H174ZM176 251H177V250H176ZM200 251H201V252H200ZM211 251H212V250H211ZM213 251L215 252L216 250L213 249ZM222 251H221V253H222ZM169 252H168V254H167L168 257H169ZM192 252H195V253H193V254H197V252H198V248H197V251H193V250H192ZM218 252H219V250H218ZM227 252H228V251H227ZM232 252H233V250H232ZM236 252H237V251H236ZM242 252H243V251H242ZM253 252H254V251H253ZM162 253H163V252H162ZM175 253H176V252H175ZM189 253H190V252H189ZM219 253H220V252H219ZM229 253H231V252H229ZM237 253H240V252H237ZM182 254H183V253H182ZM182 254H180V255H182ZM204 254H207V252L205 251ZM204 254H203V255H204ZM222 254L224 255V253H222ZM147 255H148V254H147ZM175 255H176V254H175ZM175 255H174V256H175ZM198 255L200 256V254H197V256H198ZM201 255H202V253H201ZM213 255H215V254H213ZM213 255H212V256H213ZM226 255L229 256L228 253H227ZM255 255H256V254H255ZM148 256H149V255H148ZM164 256H165V254H164ZM174 256H173V257H174ZM177 256H178V254H177ZM183 256H184V255H183ZM210 256H211V255H210ZM210 256H209L208 258H206L205 256H202V257H204V259L206 258V259L208 260V259H210ZM212 256H211V259H212V258L214 259V256H213V257H212ZM217 256H218V254H217ZM217 256L215 257L216 259H218V261L216 260L217 264H219V261H221V259H223V260L221 261L222 264H223V262L226 263L225 260H224V256H219V257H221V258H217ZM243 256H244V254H243ZM257 256H258V255H257ZM261 256H264V255L261 254ZM168 257H167V259H168ZM173 257H172V259H173ZM189 257H190V256H188L187 258H189ZM225 257H226V256H225ZM245 257H246V255H245ZM245 257H244V259H245ZM259 257H260V256H259ZM156 258H157V257H156ZM159 258H160V257H159ZM159 258H158V261L160 260ZM191 258H192V257H190V259H191ZM193 258H195V260H193V261H195V262H197V263H198V262H202V263H203L204 261H206V260H204V259H202L203 261H202V260H201V261H198V260L196 259V258H198V257H196V255L193 256ZM229 258H230V257H228V260H229ZM239 258H241V259H239ZM242 258H243V257H236V259H235V257H233V259L236 260L237 262H238V259H239V260H240V263H241V260H244V259H242ZM252 258H253V257H252ZM261 258H262V257H261ZM261 258H259V259H261ZM146 259H147V257H146ZM163 259H164V258H163ZM165 259H166V256H165ZM165 259H164V260H165ZM172 259H171V262H170V263H172ZM199 259H200V257H199ZM211 259H210V260H211ZM213 259L211 260L212 263L214 262ZM225 259H226V258H225ZM257 259H258V258H257ZM182 260H183V259H182ZM182 260H181V261H182ZM210 260H208V263L211 262ZM214 260H215V259H214ZM230 260H232V259H230ZM234 260H232V261H234ZM248 260H249V259H248ZM151 261H152V260H151ZM155 261H157V260H155ZM166 261H167V260H166ZM166 261H164V262H166ZM186 261H187V260H186ZM190 261L192 262V259H191ZM209 261H210V262H209ZM232 261H230V262H232ZM236 261H234L232 264L236 263ZM245 261H246V260H245ZM251 261H252V264H253V261H254V260L251 259ZM164 262H163V263H164ZM195 262H193V263H195ZM246 262H247V261H246ZM246 262H245V263H246ZM248 262H249V261H248ZM260 262H264V261H260ZM151 263H152V262H151ZM159 263H160V262H159ZM166 263H167V262H166ZM166 263H165V264H166ZM170 263H169V264H170ZM176 263H177V262H176ZM176 263H175V264H176ZM178 263H179V262H178ZM182 263H183V262H182ZM186 263H189V262H186ZM186 263H185V264H186ZM193 263H192V264H193ZM204 263H205V262H204ZM208 263H207V264H208ZM255 263H256V262H255ZM258 263H259V262H258ZM2 264H3V263H2ZM160 264H161V263H160ZM195 264H196V263H195ZM199 264H201V263H199ZM210 264H211V263H210ZM213 264H214V263H213ZM220 264H221V263H220ZM230 264H231V263H230ZM237 264H239V263H237ZM242 264H243V262H242ZM259 264H262V263H259Z\"/></svg>",
  "mask_w": 264,
  "mask_h": 264
}]
</instances>
